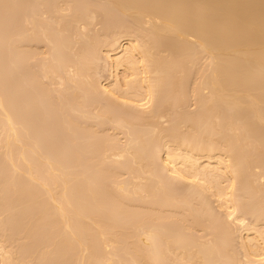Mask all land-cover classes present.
I'll return each mask as SVG.
<instances>
[{
    "label": "bare ground",
    "instance_id": "bare-ground-1",
    "mask_svg": "<svg viewBox=\"0 0 264 264\" xmlns=\"http://www.w3.org/2000/svg\"><path fill=\"white\" fill-rule=\"evenodd\" d=\"M19 1L21 2V0H19ZM41 1L43 3H45V5H49V9H48V7H46L47 11H44V12L42 11L43 12L42 14H44L46 16V18L44 19L41 26L43 28L42 29L43 32L46 31V33H44L45 40H46V41L44 40L45 44H46V42L49 44L51 42L50 46H52L51 47L52 57H50L51 55L49 56L50 59L48 61V64H46V65L42 64V65H44V67H42V68L40 67L41 76L39 78H36V77H34V74H33V76H31V74L29 75L27 73L28 74L27 75L22 68L24 66L26 68V65H24L25 62L32 59L33 55H31V53H28V55H29L28 56L26 54L27 51L26 52L20 51L21 53L19 55V58L17 57L18 58V62H17L18 64L17 63L16 64L18 65V67H20L19 70L22 68L18 74L19 76H18V87H17L19 94H20V95H18V97H19L18 100L21 103V104L19 103V106H21V107L20 108H19V106L17 108H15L16 106L14 107L15 110L18 112V116H17L15 114L16 111L13 110L14 111L13 112L12 110H10V108H8V110L5 108V107H7V105L9 103L8 104L6 103L7 105L4 104V102H3L4 100L0 97V117L2 120V127H3V129H5V131H3L4 135L1 134L2 129L0 132V134L3 135V138L0 135V147L2 148L1 145H2V143H4L3 146L5 147V151L3 150L4 147H3V149H0V151L1 150L4 151V152L1 151L2 154L6 153L8 151L6 153L7 155L9 153L8 158H7V156L4 158H6L7 161H10L12 159L11 161L13 164L15 163V160L17 159L16 163L14 165L15 166L17 165L18 169H16V167H15V169H16V171L20 170V172L22 174L20 172L17 173L16 171H14L16 173V174L12 173L14 176L18 174L17 177H19L21 174L23 176V178H25V176H26V179H28V174H29V178L31 179V181L35 180V181H33V183H36L37 180H38V183H40L42 181V183H41L42 185L41 184H35V185H40L39 188L41 189V191H43L44 197L46 199L47 198L48 199L45 201L46 203L44 202L45 206H46V208L44 206L45 210L41 209V211H43V212L39 213L38 207H37V209L35 208L38 213L37 212L36 213L34 212V213L37 214L39 222H37V216H35V214L33 216H30L31 213L33 214V212H31L32 210L36 211L34 209V206H36L35 203L32 205L31 201L29 202L30 205H32V207L30 205H28L29 203H26L27 205L25 204V202H28L29 201L28 199H30L28 197H31L29 195L30 191H27V192H29V194L26 193V195H29V196L25 195V197H23V195H24L23 192H22L23 195L22 194L17 195L15 192V188L13 189V192H15V195H17V197L14 196L15 198H18L17 201L19 199H21V196L23 198H25V199L19 200L22 202H23V200H25V202L23 203L25 206L22 205V202H19V203H21L20 208L23 206L21 211L19 209L20 214L23 211L24 212L27 211L25 213L28 214V209L33 208L31 211L29 209L30 214H28V216H30L31 218H34L33 219L34 221L36 219V222L33 221V223L35 224V225H33V228H32L33 232L35 231L34 229H36L35 227H37L38 223H41V219L44 217L43 219L45 220V218L47 216L50 218H51V216H53L51 218V220H49L50 218L47 219V224L49 223L48 221H50V222L53 221V224H54V225L52 224V226H50L51 230H49V227L47 226L48 227V231L46 230L47 232H50V231L53 232V230H56V228H58V226L61 229L62 228L65 229L64 231H66V232H62L61 229H60V231L58 230L59 233H57L58 231H56V234H58V236H59L58 237L59 239H56V242H54V241H53V243L48 242L49 245L50 244L53 245L54 243H56V249L57 248L60 249L63 246L64 242H66V244H68V245H66V247L64 246L65 248L62 247V249H64V250L60 249L59 253H58V249L56 251V249H54L55 246L53 247V251H54V253L56 252V256H59V254L63 252L62 255L60 254L62 257L61 258L62 261H61V259L58 260L59 257H57L58 259L56 261L58 262V264H62V262L65 261L63 256H66L68 254V251H69L68 248L69 249L75 248V250L79 249L81 253L85 252L83 255L80 256L81 253L79 254V250L77 251L78 252L77 255H79L80 257L77 256L76 254L75 255L80 259H79V263L77 262L78 260H76V264H87V261H88V264H90L91 262H93L92 260H94V261L98 260V262H99V263L93 262L92 264H97V263L102 264V261H103V264H105L104 261H105L106 257L109 256L108 254L110 251L108 252V254H106V257H105V255H104L105 252L103 253V251H102L104 249V247L102 249V246L99 245L100 241L103 240V242H104L106 240V242H104V243H107L106 245L103 243H101V244H103V246L108 247V245H110V244L113 245V243H114V242H112L113 240L119 241L118 239L122 235H125V236L127 235V237L129 236L130 239L128 241L131 240V242L129 244V247L127 245L129 243L128 241H125L128 243L122 242L123 244L121 242L120 243L117 242V244L119 243L121 246L122 245L124 246V244H125V246H124L125 248L122 246V248L120 250L121 251L124 250L123 253H126L125 254L126 258L129 254V256H128L129 258H127V259L125 258V262H123L124 261L123 258L121 259V260H123L121 262V264H123V263L125 264L127 261H129L128 262L129 264H232V262L234 260L233 256L228 257L227 253H226V251H229V250H227L228 247L227 246H226L227 248L221 247L222 244L220 242L222 241L221 240L222 238H220L221 241H219V239H214V237L212 239H209L208 237H211L210 234H212V233L208 232V234H206V235H208V237H206V235L203 236L206 238V239H203L204 240L203 241L202 239L199 240V238H194L195 236H198V235H195V233H196L195 231L191 232V230H190V229H193V230L199 229L201 232V230L203 231V230L207 229L205 227L210 225L209 222H207V223L205 222V221H210V220L212 221L214 218V215H213L214 213H212L213 210H211V208L209 209V207H211V206H209V204H210L209 199H213V203L215 204L216 209L218 211L223 212V214L226 216V218L230 219L232 224H234L236 226L238 225L240 228L239 230L237 229L239 231V232H237L238 235L236 234L237 237L235 236L236 232L234 233V235L230 234V232H229V234L232 236H235L237 241H238L237 246L241 251V252L240 251L239 252L242 254L241 264H264V228H263L264 226L260 227L259 225H256V224H259L258 221H257V223H254L252 225L244 224V222L242 220L243 218L242 219L240 218V217H242L241 214H239L240 211L239 210H238L239 212L237 211V209L240 208V203L243 204V202H241L240 199H242L244 196H246V197L248 196V198L251 197V198H249V200L245 201L242 199V201H244L245 204H247L245 206H247V208H248L250 200H251V204L253 202H255V204L252 205V208L255 205L258 206L259 211L257 210L258 207L255 208L256 207L255 206L254 208L256 209V211H258L260 213V214L258 213L257 215L260 216V218H262L264 216V210L261 209V206H259L258 203L261 204V203H263L264 200L261 202L257 197L264 199V196L262 197V195L264 194V192L262 194V191H263L262 188H264L263 187L264 184L261 185L262 187L258 185V183H257L258 179L255 178L256 175H258V173L256 175L255 174L253 175L252 171H251L252 173H249V171L251 170L250 168L253 166L250 165V162H249L250 160L247 161V159H249L248 157H250V156H247L248 154H245V156H244V154L241 152L242 151L241 147L238 146V144H237V142H238L239 145H241L240 142L242 143V141L239 142V140H241V139L237 140L238 139L237 138L236 142H235V140H233L234 138H232L235 135L236 136L238 135V137H240V135H239L240 133L237 134L238 129L240 130V132H241L242 128H243L242 130L246 129L247 131L245 130V132H244V133H246V132L250 131L252 129V127L254 128V131L256 128L259 129L260 126L264 127V0H106L107 8L111 7V8H109V10L111 9L114 12H116V15L119 12L123 16L125 14H127L128 18L132 17L131 19H133V20H131V21H134V23L132 25L135 24L136 29H135V26L132 28H134L136 31L134 30V31H132V33H129L127 31L128 28L125 30V28L123 27L124 25H122L119 27V32H118V30H117L118 27L114 26V27H116L115 29L117 32L113 31V30H112L113 32H110L111 35H109V36L111 38L109 36H108L109 39L107 38L109 40V42L106 41L107 44L104 46L103 49L99 50V48H98V52H95L96 54H94L93 50H90V52H89L87 49L85 50V48L83 49V50H85L84 53H83V51L79 52V53L73 52V50L77 51V49H74V47L77 46V44L78 45H80V44H79V42L78 43L74 42L76 44L75 45L74 43H72L73 41L71 42V40H74V37L76 39L78 37H80L83 34V32L85 31V27L87 26L86 25L84 27L83 25L90 24L87 21H90V20L92 21L93 17L95 16V14H94V16H92L93 13L89 12V14L91 13V16H87L84 18L85 15H83V14L87 13V9H86L85 13L84 12L82 13L81 10H83V8L87 7V6L85 7V4H84L85 0L84 1L83 0H77V1L76 0L75 1L74 0H71V1H69V0L64 1L63 0L62 3H65V4H63V7L61 5V2H60L61 7H59L60 5L57 3L58 0H48L49 3L47 2V0L46 1L40 0L39 2H41ZM91 1L92 0H90V2ZM39 2L37 1V5L39 4ZM70 2H72V4ZM75 2H77L78 4L81 3L79 5L84 4L82 6L83 8L82 7L78 8L79 5ZM88 2H87V4H88ZM100 2L102 3L103 0H100ZM106 2H103L102 4L105 5ZM43 3H41V4H43ZM67 5L70 7H68ZM71 5H73V6H71ZM106 5H105V7H106ZM22 7H23V5H22ZM64 7H66L65 9L68 12V14L67 13L64 14L65 13V9H63ZM92 10H94V9H92ZM80 11H81V13H80ZM84 11H85V9H84ZM96 12H99V11H96ZM107 13H108V11H107ZM46 14H48V15H46ZM102 15H103V13H102ZM27 18H28V16L27 17L22 16L21 20H22L23 24L26 21L28 24L29 21L26 20ZM100 18H101V16H100ZM113 18H115V16H113ZM64 20H66V21L64 22ZM103 20H105V19H103ZM123 20H126V18L125 19L123 18ZM112 21H114V20H112ZM119 22H121V21L119 20ZM31 23L32 22H30V24ZM82 23H84V24H82ZM113 23H115V22H113ZM80 24L84 28L83 30H82V28L78 27ZM76 25H77V27H76ZM143 25H146V28H143L142 27ZM23 26L24 25H22L20 35H19L21 38L20 43H23V42L26 43V38H25L26 35H25L24 29L27 26H26V24H25L26 27L25 26L23 27ZM37 27H39V26H37ZM122 27L124 28L125 31L122 29ZM80 29L83 32H80ZM68 30L71 31V32H69V34L71 33L70 35L67 34V36L69 38L67 36L66 37L63 36L64 35L63 32H65V31L67 32ZM110 31H111V29H110ZM39 32H41V31H39ZM114 32H116L117 34ZM80 33H81V35H80ZM85 33L87 34V32H85ZM103 33H104V31H103ZM113 33H114V35H113ZM41 34H43V33H41ZM32 35H34V34H32ZM19 36H18V38H19ZM36 36H38V35H36ZM20 38H19V40H20ZM42 38H44V37H42ZM83 38L84 37L81 36V39H83ZM30 40L32 41L31 38L29 39V41ZM33 41L35 42V40H33ZM91 41H93V40H91ZM20 43H18V44H20ZM89 45H90V42H89V44H87L86 48ZM192 45H195V47ZM24 46H25V44H24ZM24 46H23V48H24ZM44 47H45V45H44ZM191 47H193V48H191ZM88 48H90V47H88ZM194 49L196 52H198V54L199 53L201 55L203 54L204 57L206 58L207 62H209V65H207L208 67L206 66L208 68V71L206 70L207 68H204L206 71V72H204L206 74H204V76L202 78V79H204L203 80L204 82L203 83L201 82L202 83L201 85L199 84L201 86L200 87L201 92L208 91L209 93H207V92L206 93L208 94L209 97L208 98H207V96L204 97L205 99H207L206 102L205 101L204 102L195 101V102L199 103V107H201L203 105L204 108L201 107V108H203V111L205 109L204 113L200 112L201 113L200 118L205 117L207 115L206 116L207 119L211 118V117H209L208 113L210 114L212 112V110L210 109L211 108L210 106H212V103L210 104L208 102L213 101L214 104L215 103L217 105L219 104L218 106L214 105V104H213L214 107L212 106L213 112L211 115H213V117H212L213 119L211 118V120L213 122L215 121L214 122L215 127L214 126L212 127L210 125V124L213 125V122L211 120L209 121V119H208V121L210 122L209 123L206 118H203V120L205 119L206 121L203 122V120L200 119V122H198V123H201V121H202V124L204 126L202 127L201 126L202 124L197 126V127H200V126L202 127V129L200 128L201 132L196 133L190 127V129L187 130L188 132L187 133L186 132L181 133L184 136H181L182 138H179V136L181 134L179 136L177 134L175 135L177 130L172 132L173 128H171L170 132H172L174 134V136H176V137H174L173 139L170 140V138L173 137V134L168 132V134L172 135V137H169L170 135H168L167 131H166L165 132L166 137H169V139H167L169 141H163L166 138H164L165 135L163 136L161 129H160V132L158 131V133L156 132L157 128L154 130L151 129L152 131L155 132L156 135L153 134L154 132L152 133V131H149V130H148V132H146V131L139 132V130H138V132H136L135 129L134 130L130 129V127L127 124L129 122L128 120H134L135 118H137L135 120H138L140 118V117L139 118L135 117L130 113L129 116H128V114L125 116L126 117L125 120L122 119L123 121H121L120 118L118 120H116V119L111 120L112 121L111 123L114 124L113 126H116V127H114L115 129L118 126V129L127 131V132L125 131V133H127V134L124 135V136H126V140H125L126 142L124 141V144L123 143L119 144V142L114 143L113 142L114 136L112 134L111 135L112 139H111V137L108 138V137L104 136V138L97 139V140H96V137L94 138V136L87 135L85 138L82 137L81 143H79V144L83 143L85 146L83 144H82V146L77 145L78 143H76V141L79 142L80 141L79 138L81 137L77 133L78 130L80 131V129L75 131V129H73V128H75V127L78 128V126L81 123L78 124V122H76V117L81 116L82 119L87 118V120H85V121H88V119L90 117L91 118L95 117L96 119L99 120V118L104 119V117H106L107 114H109L108 104L106 107L105 106L102 107V105H100L101 108L99 109L98 106H99L100 102L98 101L99 104L97 103L98 104V106H97V104L95 102L96 100L95 101L92 100V105H91V101L89 98H91L93 95H95L96 97L99 96V97L105 99L104 102L108 101L110 103H116L117 104L116 106L113 104L115 107H117V106H120V108L124 107L125 108L124 111L127 110L126 112L130 111V112L135 113V111H136V112L141 113V111L144 112L145 110L148 109L149 110L148 113L152 114V112H154V111H151V110L156 109V108H154L153 103L157 102L156 100H158L159 98H160V100L163 98L162 102L159 100L162 104L164 103L163 102L164 98H165V102H167L168 97L171 96V93L169 92L170 89L173 88L176 84H178L177 82H174V81H178V80L176 78H174V76L176 74H172L174 71L171 72L172 66L178 68V70L176 68V70L178 71L177 76L179 75V73L183 72V71L182 72L180 71L182 68L181 64L186 63V66H187V63H190V64H188V66H190L189 67V69H190L194 65V61L197 60L194 57L197 55L195 53ZM33 50H34V48H33ZM95 51H96V49H95ZM48 52H50V51H48ZM86 52H88V53H86ZM194 53H195V55H194ZM8 54H10V53H8ZM48 55H49V53H48ZM88 57H90V58H88ZM41 58H43V57H41ZM191 60H192L193 64H192ZM90 61H94V62L96 61L97 63H103L105 65V67L107 68V72H108L107 75L110 79L109 82H107V83L97 82L96 85H94V86L92 85V83L89 81L90 79H89V73H88L89 72L88 65L90 64ZM199 61H200V59H199ZM206 64H208V63H206ZM10 65H12V64H10ZM92 65H93V63H92ZM179 66H181V68ZM200 67H202V66H200ZM185 68L186 67H184V69ZM15 70H17V68ZM25 70H27V69H25ZM190 70H192V69H190ZM13 71H14V69H13ZM199 72H201V70ZM174 73H176V72H174ZM197 73H198V71H197ZM36 75H37V73H36ZM188 78H190V77H188ZM42 79H47V80L56 79L57 82L59 81L58 83H60V84H64L63 81L65 79V82L70 85L69 89L72 90V93H70L72 95V101H70V105H68L69 102H67V103L65 102V105L67 104L65 106L64 104H62L63 103V101L61 100L62 97H60V96H59L60 98L57 97L58 99H60L57 104H59V102H60L59 106L60 105L62 106V107L60 106L58 109L61 108V111H63L66 108L68 110L67 114H61L60 113L61 118L59 120H60V124H62V125H60V127H61V129H63V127H64L66 133L68 135H70V137H71L70 142L68 141V143H67V141H65V142L62 141V142L67 144L64 146L65 149L63 147H61L62 149L60 148L61 145L63 146V143L62 144L60 143L61 145L59 146V149H61L62 151L64 150V152L66 154L63 156L67 157V159H65L64 157H60V158L65 159V162H63V163L61 162L62 159L59 162L58 160L53 158V157L57 158L58 155H60L59 152H55L56 154L58 153V155H55L54 152L51 153L52 157L48 154V153H50V150L48 152V144L45 146L47 149L45 148L46 152L44 155V153L42 152L43 145L41 146V142L44 139H46V141H43L42 143L43 144L46 142L49 143L48 142L49 141V134L47 131L46 132L42 131L44 129H42L43 127H41V125H39V124L38 125L40 126V128H39V126H35V127L33 126V128H36L37 130L41 131L40 133H38V131H36V129H33L32 126L29 127V121L26 119V117H27L30 121H32V119H33V118H31V117H33L32 115L35 116V114H33V113H35L33 111L34 109L32 110L31 108H32V106H34V104L32 105V103H35L36 98H40L43 100V101L39 102L40 105L42 104L41 107L45 103L44 101L47 100L46 97H48V95H46L45 92L44 93L41 92L42 94L39 93V95H38L33 90L34 83H36V81L41 82ZM47 80H45V81H47ZM169 80H171L172 82H170ZM197 80H198V78H197ZM16 85H17V83H16ZM82 87H84L85 90L83 88L82 89L83 91H82L81 90ZM17 88H15V90H17ZM64 88H62V89H64ZM196 88H197V86H196ZM65 89H67V88H65ZM165 89H166V92L168 89V92H169L168 97L164 93ZM77 90L81 91V92L80 91L78 92L80 94L83 92V95L81 94L83 96V97L81 96L82 102L77 101L78 99H76V93L77 92H75V91H77ZM179 90H178V88H177L178 92L176 90H174L175 95H178L179 92H180V94H182V92H183V91L181 92L182 89H179ZM3 91H5V90H3ZM42 91H43V89H42ZM47 91H48V89H47ZM49 91H50V87H49ZM51 91H52V89H51ZM60 91H61V89H60ZM62 91H64V90H62ZM198 91L196 93L200 94L201 92L199 93ZM57 93H59V92H57ZM161 93H163L167 97V99L165 96H163L161 98V95H160ZM48 94H49V92H48ZM193 94H195V92ZM0 95H2V94H0ZM159 95H160V97H159ZM196 96H198V95H196ZM44 97H45V99H44ZM177 98L182 100V97L177 96ZM204 98L202 97L203 100H205ZM4 99H5V97H4ZM8 99H7V101H8ZM12 99H11V101H13ZM198 99H200V97ZM79 100H81V99H79ZM47 101H46V103H47ZM77 102H79V103H77ZM94 102H95L96 106H93ZM12 103L10 105H12ZM200 103H202V104H200ZM17 104H18V102H17ZM154 104L156 105L157 103H154ZM206 104H208V106H209L208 108H207ZM55 106L57 107V105H55ZM91 106H93L92 108L96 107V109L98 107L99 110L97 109L98 111H96L94 113H90L89 109ZM152 106H153V108H152ZM238 106L244 108V110H243L244 114L241 113V111H242L241 108L233 109V111H231L232 107L236 108ZM159 107H160V105H159ZM205 107L207 109H210L211 112L208 111ZM48 108H50V107H48ZM120 108L118 107V109H120ZM214 108L216 109V114H214V111H215ZM224 108H226V109H224ZM229 108H230V110H229ZM17 109H19V110H17ZM42 109L43 110H41L40 115L42 117H44L46 120L48 119L49 121L47 120V123L50 124L51 120H50V116L48 117V114H51V113L54 114L53 113L54 111L52 112L53 109L50 110L51 112H49V113L47 111L46 106L42 107ZM159 109L156 110V112L159 111ZM238 109H239V111H237ZM227 110H228V112H227ZM234 110L236 113L234 112ZM11 111L15 114L14 117H13V113ZM94 111H95V109H94ZM200 111H202V110H200ZM223 111H224V115H225V113H227V115H228V113L231 112L232 115L230 116L231 113L229 114V116L231 118L230 117L227 118V116L225 115V117H226V119H225V117H223V113H222ZM31 112H33V113H31ZM39 112H38V114H36V117H37V115H39ZM42 112L44 114L48 113V114H46L47 117L45 115H42ZM57 112H58V110H57ZM118 112H120V111H118ZM196 112L198 113V111H196ZM237 112L241 115L243 114L242 116H244L245 112H247L249 116L245 115L246 119L244 117L243 118L241 117L242 121L240 119L239 122L238 121L236 122L234 120V119H237L235 117V115L238 118H240L239 114ZM120 113H118V114H120ZM233 113H235L234 117H232ZM202 114L204 116H202ZM27 115H29V116H27ZM153 117L156 118V116H153ZM111 118H113V117H111ZM248 118H250L251 120L250 119L247 120ZM61 119H63V120H61ZM96 119H94V120H96ZM107 119H108V116H107ZM109 119H110V117H109ZM151 119L153 120V118H151ZM197 119H198V117H197ZM232 119L235 122L232 123V121H233ZM46 120H44V121L46 122ZM94 120H92V121H94ZM230 120H232V121H230ZM77 121H79V120L77 119ZM175 121H177V120H175ZM195 121H197V120H195ZM248 121L249 122L252 121L254 126L251 122L252 125L250 127V125H249L250 123ZM35 122H34V125L38 123L37 120ZM192 122H193V120H192ZM94 123H96V122H94ZM99 123H101V122H99ZM234 123H236V124L233 125ZM247 123H249V124H247ZM86 124H88V123H86ZM246 124H247V127H246ZM185 126H187V124ZM232 126H234L235 128L237 127L238 129L236 128L237 130H235V128ZM248 126H249V128H248ZM231 127L235 132L233 130H231ZM0 128H1V125H0ZM56 128H58V127H56ZM56 128H54V131L57 133V130H55ZM150 128H155V127H153V125H152V127H150ZM178 128H179V126H178ZM260 128L262 129V127H260ZM87 129H89L88 126H87ZM181 129H183V128H181ZM30 130H34L33 133ZM130 130H131V132H130ZM227 130L228 131L231 130L232 134H229L230 133L229 132L228 133L229 136H227V133H226ZM89 131H90V129H89ZM162 131H164V130H162ZM42 132H44L43 135H42ZM93 132H95V131H93ZM142 132H144V133H142ZM259 132H261L260 129H259ZM259 132H258V134H256L257 136L260 135ZM30 133H32L33 136ZM233 133H236V134L233 135ZM249 133L251 134L252 132H249ZM255 133L256 132H253V135ZM152 134L154 135V140H157V142H158L161 139V142L160 143L158 142L156 144L154 143V145H151V144H153V141H154V140L151 141V138L153 137ZM250 134H248V138L251 137ZM230 135H232V137ZM256 135H255V137H256ZM82 136H84V135H82ZM236 136H235V138H236ZM246 136H247V134L245 135V138H246ZM42 137L43 138L45 137V138L43 139ZM97 137H99V135H97ZM227 137L232 138V139L231 138H228V139H231L232 141H234L233 145H232V143H230V142H232L231 140L227 141ZM252 137H254V136H252ZM252 137H251V139H252L251 145H252V142H254L253 143L254 145H252V150L250 148L251 153H252L254 147L257 144H258L257 146H259V144H260V141L258 138L255 139V141H254V139ZM242 138H243V140H245L244 137H242ZM61 140H62V138H61ZM84 140H85V142H84ZM122 140H123V138H122ZM247 140H245V141H247ZM1 141H2V143H1ZM38 141H40V143ZM12 144L13 145L17 144L19 147L17 145L13 146ZM49 145H50V143H49ZM236 145L238 147H240L239 150H241L240 153H242V154H240L239 152L236 151V148L238 149V147H236ZM246 145H247V143H246ZM262 145L264 146V144H262ZM262 145H260V146H262ZM77 146H80V148L81 147L82 148L78 149ZM13 147H15V148L17 147L16 148L17 150L14 148V150H16V151H14ZM229 147H230V149H229ZM9 148L11 151H9ZM39 148H41V149H39ZM49 148L51 149V147H49ZM55 148H58V146ZM255 148L258 149L257 147H255ZM75 149H76V152L80 151V153L76 154L74 152ZM82 149H84V150H82ZM90 149L92 152L90 151ZM86 150H87V153L90 157V160H88L89 159L88 158L86 162H88V161L90 162L91 157H93V160H94V161L92 160L94 163V164L92 163V166L94 165V169L92 168L93 173L91 174L92 176L94 175L93 176L94 178L92 176H91V178H89V176H88L89 175L88 172H90V169H88L89 168L88 166H90V165L87 166V163L85 164L86 166L84 165L83 167L80 165L81 162L84 160V157H86L84 155L85 154L87 155ZM260 150H262V149H260ZM62 151H60V152L62 153ZM70 151H72V152H70ZM255 151L257 152V150H255ZM233 152H235L238 156L233 154ZM70 153H71V156L69 155ZM80 154L84 156L83 160L81 162H80V160H81ZM230 154H231L230 159L233 155H234L233 157H235V158H232V160L229 161V158L228 159H226V158L229 157ZM13 155H15V156L18 155V156L15 159V156L13 157ZM250 155H252V154H250ZM9 156H11V159H9ZM236 157H239V158L236 159ZM259 157L260 156H258V158ZM241 158H242V160H241ZM244 158H245V161H244ZM64 159H63V161H64ZM254 159H255V157H254ZM50 160H52V161H50ZM7 161H6V163L8 166L12 165L11 161H10V164H8L9 162H7ZM232 161H235V162H232ZM246 161L249 163L247 164ZM256 161H258V160H256ZM21 162L23 164L22 168H20ZM35 162H37V163H35ZM39 162L43 163L44 167L42 165L38 166L40 164ZM54 162H55V164H54ZM79 162H80V164H77ZM91 162L88 164H91ZM245 162H246L247 166H246ZM64 163H66V164H64ZM56 164L57 165L60 164L62 170L64 169L63 171H65V172L63 173L62 170L59 169V167ZM82 164H83V162H82ZM244 164H245V167H248L247 170L250 169V170H248V172L244 168ZM256 164H260V162L256 163ZM36 165H37V167H36ZM76 165L78 166V168ZM257 166H255V167H257ZM11 167H9V168H11ZM261 167L259 169H261ZM44 169H45V171H44ZM43 171L47 172V174L50 176L49 177L50 179H52L54 177H58V178H54L51 181L48 180L49 183H43L44 181L47 182V179H49L46 176L47 174L42 173ZM25 172L28 174L26 175ZM34 173H35V175L37 174L38 176L36 175L37 176L36 177L34 175ZM254 173H255V171H254ZM43 174H45V175L43 176ZM262 174L264 175V172ZM39 175L41 177H39ZM43 177H45V178H43ZM124 177H126V178H124ZM161 178H164L165 181L163 182L162 181L163 179L161 180ZM15 180L12 183V187L15 184V186L18 187V189H16V190H19V192H20L21 188H19V187H21L20 186L21 184H19V186H17L18 182H15ZM102 182L107 183V186H105L106 184L101 186L100 184ZM82 184H84L83 185L84 187L82 186ZM173 184H179V186L182 187V189L179 188V190L180 189L182 190V193H180V191H178L180 193V194H178L176 192V189H173L174 188V187H172V186H174ZM236 184H238V185H236ZM80 185L82 186V190L80 189V187H81ZM98 186H101V188H104V186H105L106 191L102 190ZM108 186H110L109 189H107ZM236 186H238L239 189H236V193H233V190L235 189ZM4 187H5V185H4ZM6 187H7V189L11 188L10 182L8 183V185ZM6 187L4 189H6ZM57 187H59L61 189L59 190V188H58L57 192H56V190L54 192H52V190L54 188H57ZM260 188H261V190H260ZM78 189H80V191H76ZM94 189H96L95 192H94ZM44 190L46 192H44ZM238 190H239V192H241V191L244 192V193L241 192L243 194L242 195L243 197L241 196L242 198H238V195H237ZM74 191L77 193H74ZM5 192H6V190H5ZM55 192L58 193L57 196H56ZM86 192H88L89 195L91 194L94 196V197L92 196V199L95 200V202H92L91 199L88 201H84V200H87L89 198V195ZM93 192H94V194H92ZM111 192L113 193L112 195L110 194ZM45 193H47L48 195ZM84 193H85V195H84ZM102 193H103V195H102ZM241 193H239V197H240ZM257 193L261 196H258ZM33 194L35 195L34 192H33ZM109 194L111 195V198L108 196ZM232 194H235L237 197L235 195H234L235 197L232 196ZM45 195H47L48 197ZM98 195H100V196H98ZM40 196H38L37 199H41V198H39ZM103 196H105V197H103ZM34 197L36 198V196H34ZM42 197H43V194H42ZM204 197H205V199L207 198L208 202H207V200L204 199ZM1 198H0V200H1L0 203L2 202V199H3V198L2 199ZM12 198H13V195H12ZM103 198L110 200V202L109 201L106 202L105 199L102 202ZM99 199H100V201H99ZM236 199H238L239 202H238V200L236 202ZM15 200L12 201L11 207H14V205H16L17 201L15 203ZM34 200H33V202H36V200L35 201ZM252 200H253V202H252ZM131 201L134 202L133 207H128V206L124 207L125 204H127V205L130 204L129 206H132ZM136 201H138V202H136ZM257 201H258V203H257ZM88 202H90L89 205H88ZM104 202L108 205L104 204ZM129 202H131V203H129ZM47 203L49 205L48 208H50L52 206L55 211L54 210L51 211L52 208L47 209V206H48ZM135 203H138V204L141 203V205L139 204V208L141 207L140 208L141 210L144 209L143 205H145L146 211H144V212L148 211L147 212L148 216L146 215L145 218L143 217L146 213L144 215H142V217H140V219H139V215L134 214L135 215L134 216L133 213L135 210L132 212V209H138L137 208L138 204L136 205ZM50 204H51V206H50ZM90 204H92V205H90ZM115 204H116V207H114ZM110 205L112 206V208ZM189 205L196 206L199 208L198 210L196 209V212L197 211H198V213L200 212L198 214L199 216H197L196 218H193V220H189V219L187 220L186 219L185 220L186 222H184V220L181 221V219H184V217L186 218V216H184L182 218L181 216L177 217L175 215H182L184 213H186V214L190 213L191 216H194L193 214L195 212L193 214L191 213L193 210H195V209H193V210L191 209L193 207H191V208L189 207L190 211L189 212L187 211V207ZM16 207L19 208V205L15 206V208ZM39 207H40V205H39ZM105 207H107V208L110 207L108 209L109 211H107V209ZM196 207H194V208H196ZM24 208L26 210H23ZM123 208H124V210H123ZM126 209H128V211L129 210H131V211L128 212ZM47 210L51 211L53 213L48 212L49 215H47ZM114 211H116L117 215ZM45 212H46L47 216L44 214ZM99 212H103L100 214L101 218L95 219ZM164 212H167V213L170 212L171 217L173 218V215H174L175 217L178 218V220H179V217H181L180 223L181 222H184V224L187 223L185 225L186 227H184V225L181 223L183 225V228L181 227L182 229L178 228L176 230H170V228H172V226L175 224V222L179 223V222H177L178 221L177 220V221H174V224L171 223L172 226L170 224H167L166 225L167 227H168V225H170L171 227L168 228L169 230L166 229V227L162 226L164 224V223H162L163 221L162 222L159 221V220H161L160 217L158 218L159 220L156 218H153V215L155 216L154 213H157L156 215L159 214L161 216V214L163 215ZM55 213H56V215H55ZM104 213H106V214H104ZM121 213H122V215H121ZM241 213H242V211H241ZM38 214H40L41 216ZM50 214H52V215H50ZM127 214H129V216ZM254 214H256V213H254ZM42 215H43V217H42ZM54 215L57 217H55ZM105 215H107V216H105ZM123 215L125 218L122 217ZM130 215H133L132 216L133 218ZM238 215H240V217ZM0 216H1V214H0ZM23 216L24 215H22L21 217H23ZM103 216H105L107 222L110 225L106 224L107 222L105 223L107 226L103 225L104 223H102V221L103 222L106 221ZM109 216H110V219H109ZM111 216H112V218H111ZM113 216H114V218H113ZM115 216L117 217L116 219H115ZM128 217H129L128 220H130L131 218H132L131 220L135 219L134 223L130 222L131 220L128 222L127 221ZM25 218H26V215H25ZM31 218H29V220H31ZM39 218H40V220H39ZM53 218H55V219H53ZM56 218H58L59 222L60 223L62 222V224L64 226H62V224H61V227H60V223H58L59 225L58 224L55 225L57 223ZM136 218H137V221H136ZM141 218H143V219H141ZM257 218L259 219V217H257ZM257 218H256V220H257ZM22 220H24V217ZM108 220H110V221H108ZM262 220H263V218H262ZM55 221H56V223H54ZM120 221H122V222L120 223ZM125 221L127 222L126 224H128L127 229L130 228L132 230L127 231L126 227H125L127 225H124V226L122 225V223H124ZM203 221H204V223H203ZM216 221H217V219H216ZM114 222L115 223L117 222V223L115 224ZM219 222H220V220H219ZM29 223L31 224V225L28 224V226H30V227H28V229L26 230L24 235L21 234L22 236L26 235L27 237H30L28 234L31 233L30 229L32 227V222L29 221ZM112 223L115 225V227L118 225L121 228L119 227L120 229H118L117 228L118 226L115 228ZM129 223H132V225L130 224V226H132V228L129 227ZM208 223H209V225H206ZM49 224H51V223H49ZM188 224H189V226H188ZM212 224H214V223H212ZM204 225H206V226H204ZM214 225H216V226H214V228H216L219 224L217 225V223H216ZM41 227L42 226H40V230L41 229L44 230V228H45L44 224H43L44 228L43 227L41 228ZM54 227H55V229L52 230V228H54ZM105 227H107V228H105ZM25 228H26V226H25ZM123 228L125 229V231ZM117 229L119 231L120 230L122 231V229H123V231L119 232V231H117ZM1 230L2 229H0V233L2 234L4 232L3 231L4 229L2 230L3 232ZM28 230L30 231V233L28 232V234H27ZM240 230H241V232H240ZM93 231L96 233H93ZM6 232H8V231H6ZM67 232H69L70 234ZM82 232H85V233L87 232L86 234H90V235H86L85 233L82 234ZM97 232H99L100 235L97 234ZM108 232H109V236L107 235ZM117 232H119L120 234ZM126 232H128V233L131 232V233L126 234ZM215 232H216V230H215ZM63 233H65L64 236L62 235ZM114 233H116L117 235L119 234L118 235L119 237H117V235ZM192 233H194V234H192ZM197 233H198V231H197ZM203 233H205V232L203 231ZM1 234H0V237H1L0 243L2 245H0V253L5 247H7L3 250L4 252H2L3 254H5V256L6 255L7 256L2 258L3 254L1 253L2 256L0 255V257L2 259H0L1 260L0 263H4L3 260L4 261L6 260L5 261V263L7 262L6 264H20V263L22 264L23 261H24L23 262L24 264H33L32 261H28L30 256H32V254L34 255V253L32 252L33 250L31 251V254L28 253L29 255L27 253H25V255L26 254L28 255V256L26 255L25 258L22 256H18V257H21V261L23 259V261L20 262L17 258V255L21 254L17 250L18 247L13 246L14 250L17 251V254H16V251L12 250L11 249L12 246H10V244H9V243H11V241L13 243V240L8 239L10 241L8 243V241L5 239L7 236L6 235L3 236ZM213 234H214V232H213ZM47 235H49V233ZM82 235H84V236L82 237ZM92 235H95L96 237L94 238ZM193 235H195V236L193 237ZM2 236H3V238H2ZM56 236L57 235H55V238H57ZM61 236H63V237H61ZM68 236L70 238L71 237L72 238L70 239V238H68ZM100 236H101V238H100ZM102 236H103V238H102ZM105 236L109 237L111 239L110 240H108L109 238L104 239ZM113 236H115V237H113ZM199 236H200V234H199ZM217 236H218V234H217ZM220 236H221V234H220ZM85 237L88 239H85ZM112 237H113V239H112ZM127 237L125 239H127ZM8 238H10V236ZM74 238H76V239H74ZM116 238H118V239H116ZM1 239H3L4 243L6 242L5 244H8V245L5 246V244L2 243L3 241H1ZM73 239L76 240L77 243ZM224 239H226V238H223V240ZM23 240H25V238ZM29 240L30 239L28 238V241ZM64 240H66V241H64ZM90 240H91L92 245L90 243ZM216 240H217L218 244H221V246L215 243ZM59 241H61L62 245L60 243H58ZM68 241L69 242L73 241L70 244L74 248L71 247V245H69ZM97 242H98V244H97ZM48 244L43 245L44 250H43V248L42 249L40 248L39 250H41V251L43 250L42 252L45 253V248ZM52 245L48 246L49 248L48 247L46 248L48 250V251L46 250V252H49L47 254L48 255L50 254L49 257L51 256L50 258L53 259L52 256H54V255H52L50 253V247L52 248ZM120 245H119V248H120ZM2 246L4 248H1ZM8 246L10 248H8ZM76 246H78L79 248ZM107 247H105V251L107 249H109V247L108 248ZM112 247L111 248H112L113 252L117 253L116 254L117 257L112 254L113 253L112 251L110 252V255L112 254L113 259L114 260L116 259L118 261V259L120 257L119 256L120 254L118 255L119 249H118V247H115V246H112ZM28 248H30V246ZM128 248H130V249H128ZM7 249H9V250H7ZM98 249H99V251H98ZM19 250L21 251L20 248H19ZM30 250H29V252H30ZM37 250L38 249L36 248L35 251L37 252ZM109 250H111V249H109ZM120 250H119V253H120ZM125 250H126V252H125ZM7 251L10 253L9 255H8V253L6 254ZM71 251L73 252L74 250H71ZM11 252L14 253V255L16 254V257ZM26 252H28V251H26ZM96 252L98 254L97 256L94 255V254H96ZM38 253L40 254V252H37V254ZM123 253H121V254H123ZM229 253H231V251ZM37 254H35L36 260L34 259V262H37V263H34V264H38L39 260H40L39 264H44V261L42 260L43 258H41V256L43 257L42 253L40 254L41 256H39V257ZM85 254L87 255V256H85L86 258L84 257ZM91 254H93L92 258H90ZM48 255L46 257L48 259H50L48 257ZM103 255L105 258L104 257L102 258ZM76 256H74L75 258L73 256L72 257L74 259H78ZM239 256H241V255H239ZM66 257H68V255ZM93 257H95V258H93ZM100 257H101V259H99ZM112 257H110V259ZM55 258L56 257H54V259ZM88 258H90L91 262L89 261ZM24 259H26V260H24ZM52 259H50L48 261H51ZM107 259H109V257ZM31 260H33V259H31ZM44 260L46 261L47 259H44ZM114 260L111 261L112 264H118L119 263V261L117 262L116 260L115 261ZM41 261H43V262H41ZM59 261H60V263H59ZM72 261L75 262L74 260H72ZM239 262H240V260H239ZM49 263L50 262H48V264ZM237 263H238V261H237ZM51 264H53V263H51ZM54 264H56V263H54ZM234 264H236V263H234Z\"/></svg>",
    "mask_w": 264,
    "mask_h": 264
},
{
    "label": "rangeland",
    "instance_id": "rangeland-1",
    "mask_svg": "<svg viewBox=\"0 0 264 264\" xmlns=\"http://www.w3.org/2000/svg\"><path fill=\"white\" fill-rule=\"evenodd\" d=\"M32 1V2H31ZM37 1L39 2L40 0H21V2L19 1V0H0V94H2V95H0V97L4 100L3 102H4V104H6L7 105V107H5L7 110H8V108H10V110H14V111H16L15 110V108H17L18 106H19V103H20V101L18 100V95H20L19 94V91H18V74H19V71L23 68V70H24V72L27 74H31V76H33V74H34V77H36V78H39L40 76H41V69H40V67L42 68V67H44V65H42V64H48V61H49V56L51 55V47L52 46H50V44H51V42H50V44L49 43H47L46 42V44H45V42H44V40H45V36H44V33H46V31H44L43 32V28H42V23H43V21H44V19L46 18V16L44 15V14H42L44 11H47V8L46 7H48V9H49V5H45V3H43L42 1L41 2H39V4L37 5ZM43 1H46V0H43ZM65 1V0H64ZM69 1H71V0H69ZM75 1V0H74ZM77 1V0H76ZM84 1V0H83ZM89 1V2H88ZM95 1V2H94ZM47 2L49 3V1L47 0ZM56 2V1H55ZM60 2H61V5H62V7H63V4H65V3H62L63 2V0H58V4L60 5ZM73 2V1H72ZM72 2H70L71 4H72ZM79 2V1H78ZM82 2V1H81ZM87 2H88V4H87ZM92 2V3H91ZM90 2V0H85L84 1V4H85V7L86 8H83L82 6L84 5H79V4H81V3H77V2H75V3H77L79 6H78V8L79 7H82L83 8V10H81L82 11V13L84 12H86V9H87V13H85V14H83V15H85L84 16V18L85 17H87V16H91V13L89 14V12H92L93 13V15L92 16H94V14H95V16L93 17V19H92V21L90 20V21H87L86 19V21L87 22H89L90 24H85V25H83L84 27H85V31L83 32L82 30L84 29L83 27H82V25L80 26H78L79 28H82V30L80 29V32H83V34L81 35V33H80V35L81 36H83L84 38L83 39H81V36L80 37H78L77 39L74 37V40H71V42L72 43H78L79 42V44L80 45H78L77 44V46H75L74 47V49H77V51H75V50H73V52L74 53H79V52H82L83 51V53L85 52V50L87 49L89 52H90V50H93L94 51V54H96L95 52H98V48H99V50L100 49H103L104 48V46L107 44L106 43V41H108L109 42V35H111L110 34V32H113V31H116V27H118L117 28V30H118V32H119V27L120 26H122V25H124L123 27L125 28V30L128 28V32L129 33H132V31H134L135 29H136V26H135V24L134 25H132L133 23H134V21H131V20H133V19H131V18H128V16H127V14H125L124 16L123 15H121L119 12H118V14L116 15V12H114L113 10H109V8H111V7H109V8H107V2H106V0L104 1L103 0V2H106L105 3V5H106V7H105V5L104 4H102L101 2H100V0H92ZM33 3V4H32ZM41 3H43V4H41ZM83 3V2H82ZM101 3V4H100ZM23 5V7H22V5ZM51 5V4H50ZM57 5V4H56ZM58 5V6H59ZM61 5L59 6V7H61ZM98 5V6H97ZM68 6V5H67ZM66 6V7H67ZM71 6H73V5H71ZM102 6V7H101ZM39 7V8H38ZM51 7V6H50ZM66 7H64L63 9H65ZM68 7H70V6H68ZM107 10H106V9ZM19 9V10H18ZM42 9V10H41ZM68 9V8H67ZM84 9H85V11H84ZM92 9H94V10H92ZM38 10V11H37ZM34 11V12H33ZM43 11V12H42ZM49 11V10H48ZM81 11H80V13H81ZM96 11H99V12H96ZM103 11V12H102ZM107 11H108V13H107ZM68 14V12L66 11V9H65V13L64 14ZM102 13H103V15H102ZM107 13V14H106ZM112 13V14H111ZM21 14V15H20ZM88 14V15H87ZM101 14V15H100ZM120 14V15H119ZM38 15V16H37ZM46 15H48V14H46ZM108 15V16H107ZM22 16H28V18L26 19V20H28L29 22H28V24H27V21L23 24L22 23V20H21V18H22ZM42 18H41V17ZM100 16H101V18H100ZM113 16H115V18H113ZM118 16V17H117ZM110 17V18H109ZM117 17V18H116ZM123 18L125 19L126 18V20H123ZM32 19V20H31ZM88 19V18H87ZM103 19H105V20H103ZM107 19V20H106ZM101 20V21H100ZM112 20H114V21H112ZM119 20L121 21V22H119ZM66 20H64V22H65ZM95 21V22H94ZM97 21V22H96ZM112 21V22H111ZM30 22H32L31 24H30ZM113 22H115V23H113ZM125 22V23H124ZM98 23V24H97ZM103 23V24H102ZM129 23V24H128ZM131 23V24H130ZM25 24H26V26H25ZM82 24H84V23H82ZM106 24V25H105ZM118 24V25H117ZM22 25H24L26 28L24 29L25 30V35L27 36L28 34V36L26 37L25 36V38H26V43L25 42H23V43H20L21 42V38H20V31H21V28H22ZM34 25V26H33ZM23 26V27H24ZM37 26H39V27H37ZM72 26V25H71ZM114 26H116V27H114ZM135 26V29L134 28H132V27H134ZM145 26V27H144ZM76 27H77V25H76ZM122 27V29L124 30V28ZM143 28H146V25H143L142 26ZM41 28V29H40ZM33 29V30H32ZM39 29V30H38ZM110 29H111V31H110ZM115 29V30H114ZM88 30V31H87ZM113 30V31H112ZM124 30V31H125ZM27 31V32H26ZM29 31V32H28ZM39 31H41V32H39ZM98 31V32H97ZM103 31H104V33H103ZM108 31V32H107ZM121 31V30H120ZM136 31V30H135ZM31 32V33H30ZM69 32H71L70 30H68L67 32L65 31V32H63L64 33V35L63 36H67V34L68 35H70L69 34ZM79 32V31H78ZM85 32H87V34L85 33ZM117 32V31H116ZM116 32H114V33H116ZM5 33V34H4ZM41 33H43V34H41ZM114 33H113V35H114ZM31 34V35H30ZM32 34H34V35H32ZM99 34V35H98ZM117 34V33H116ZM36 35H38V36H36ZM46 35V34H45ZM90 35V36H89ZM101 35V36H100ZM104 35V36H103ZM16 36V37H15ZM18 36H19V38H20V40H19V38H18ZM31 36V37H30ZM34 36V37H33ZM44 37V38H42V37ZM88 36V37H87ZM97 36V37H96ZM107 36V37H106ZM109 36V37H108ZM68 37V36H67ZM101 37V38H100ZM104 37V38H103ZM28 38V39H27ZM32 39V41L30 40L29 41V39ZM69 38V37H68ZM96 38V39H95ZM108 38V39H107ZM111 38V37H110ZM95 39V40H94ZM15 40V41H14ZM33 40H35V42L33 41ZM82 40V41H81ZM91 40H93V41H91ZM46 41V40H45ZM191 41V40H190ZM81 42V43H80ZM89 42H90V45L88 46V47H90V48H86V46H87V44H89ZM18 43H20V44H18ZM74 43V44H75ZM104 43V44H103ZM193 43V42H192ZM24 44H25V46H24ZM49 44V45H48ZM44 45H45V47H44ZM76 45V44H75ZM103 45V46H102ZM19 46V47H18ZM23 46H24V48H23ZM47 46V47H46ZM50 46V47H49ZM97 46V47H96ZM192 46H194L195 47V45H192ZM30 47V48H29ZM102 47V48H101ZM23 48V49H22ZM33 48H34V50H33ZM39 48V49H38ZM85 48V50H83ZM191 48H193V47H191ZM45 49V50H44ZM95 49H96V51H95ZM20 51H27L26 52V54L28 55V53H31V55H33V57H32V59H30V60H28V61H26L25 62V64L24 65H26V68H25V66L24 67H22L20 70H19V68L20 67H18V58H19V55H20ZM48 51H50V52H48ZM194 51H195V49H194ZM8 53H10V54H8ZM48 53H49V55H48ZM86 53H88V52H86ZM93 53V52H92ZM195 53L197 54L196 56H194L195 57V59H197V60H193L194 61V65L190 68V69H192V70H190L189 69V67L190 66H188V64H190V63H187V66H186V63H183V64H181V66H182V68H181V66H179L180 68H181V72L182 73H179V75L177 76V74H178V68L177 67H174V66H172V68H171V72H176V73H172V74H176L175 76H174V78H176L178 81H174V82H177L178 84H176L173 88H171L170 89V93H171V96H169V92H168V89H167V92H166V89H165V91H164V93H165V95L168 97V99H167V97L163 94V93H161L160 95H161V98L163 97V96H165L166 97V99L168 100L167 102H165V98H164V105L161 103L162 102V100H163V98L160 100V95H159V99L158 100H156L157 102H154V103H157L156 105L153 103V106H154V108H156V109H153V110H151V111H154V112H152V114H150V113H148V109L147 110H145L144 112H142L141 111V113L140 112H136L135 111V113L134 112H130V111H128V112H126L127 110H125L124 111V107H122V108H120V106H117V107H115L117 104L116 103H110V102H108V101H106V102H104L105 101V99L104 98H101V97H99V96H95V95H93L91 98H89L90 99V101H91V105H92V100L93 101H95L96 102V104L98 103V101L100 102V104H99V106H98V104H97V106L99 107V109L101 108V106L100 105H102V107H106L107 106V104H108V109H109V114H107V116H108V119H107V116L106 117H104V119L103 118H99V120L98 119H96L95 117H90L89 119H88V121H85V120H87V118H85V119H82V117L81 116H78V117H76V122H78V124H80L79 126H78V128H73V129H75V131H77L78 129H80V131L78 130V135L79 136H81L79 139H80V141L79 142H77L76 141V143H78L77 145H80V146H82V144H79V143H81V140H82V137H86L87 135H90V136H94V138L96 137V140L97 139H102V138H104V136L105 137H111V135L113 134V136H114V138H113V142L114 143H117V142H119V144L121 143H123L124 144V141L126 140V136H124L125 134H127V133H125V131L124 130H120V129H118V126H117V128L115 129L114 127H116V126H113L114 124H112L111 122V120H118L119 118H120V120L121 121H123L122 119H124L125 120V116L128 114V116H129V114L131 113L133 116H135V117H140L138 120H135V119H137V118H135L134 120H128L129 122L127 123L128 124V126L130 127V129H132V130H134L135 129V131L136 132H138V130H139V132H141V131H146V132H148V130L149 131H152L151 129H156V132L158 133V131L160 132V129H161V132L163 133V136L165 135V137L164 138H166V139H164L163 141H169V140H167V139H169V137H172V135H170V134H168V132L169 133H171V134H173L172 132H174V131H176V133H175V135L177 134L178 136L181 134V133H187L188 131V129H190V127H191V129L193 130V131H195L196 133H199V132H201L200 131V128L202 129V127L204 126L203 124H202V121H201V123H198V122H200V119H202L203 120V118H206L207 119V115L205 116V117H201L200 118V114L201 113H204L205 112V109H204V111H203V105L201 106V107H203V108H201V107H199V103L198 102H206L207 101V99H205L204 97L205 96H207V98L209 97L208 96V94L207 93H209L208 91H204V92H201V90H200V85L204 82L203 80L204 79H202L203 78V76H204V74H206V73H204V72H206L205 71V69L204 68H207L208 66L207 65H209V62H207V60H206V58L204 57V55L202 56L200 53L198 54V52H196L195 51ZM195 53H194V55H195ZM39 54V55H38ZM44 56H43V55ZM90 54V53H89ZM8 56V57H7ZM29 56V55H28ZM35 56V57H34ZM48 56V57H47ZM18 57V58H17ZM41 57H43V58H41ZM50 57H52V55L50 56ZM193 57V58H194ZM202 57V58H201ZM8 58V59H7ZM88 58H90V57H88ZM12 59V60H11ZM47 59V60H46ZM199 59H200V61H199ZM35 60V61H34ZM46 60V61H45ZM206 60V61H205ZM30 61V62H29ZM45 61V62H44ZM203 61V62H202ZM4 62V63H3ZM12 62V63H11ZM47 62V63H46ZM96 62V61H95ZM94 61H90V64L88 65V70H89V81L92 83V85L94 86V85H96V83L97 82H104V83H107V82H109L110 81V79H109V77H108V72H107V68L105 67V65L103 64V63H95ZM191 62H192V60H191ZM198 62V63H197ZM17 63V64H16ZM92 63H93V65H92ZM206 63H208V64H206ZM10 64H12V65H10ZM192 64H193V62H192ZM191 64V65H192ZM206 64V65H205ZM5 65V66H4ZM38 65V66H37ZM185 65V66H184ZM2 66V67H1ZM13 66V67H12ZM29 66V67H28ZM195 66V67H194ZM200 66H202V67H200ZM207 66V67H206ZM34 67V68H33ZM101 67V68H100ZM184 67H186L185 69H184ZM188 67V68H187ZM197 67V68H196ZM17 68V70H15ZM176 68H177V70H176ZM13 69H14V71H13ZM25 69H27V70H25ZM30 69V70H29ZM170 70V69H169ZM201 70V72H199ZM207 71H208V68L206 69ZM16 71V72H15ZM30 71V72H29ZM179 71V72H180ZM197 71H198V73H197ZM33 72V73H32ZM96 72V73H95ZM104 72V73H103ZM203 72V73H202ZM36 73H37V75H36ZM91 73V74H90ZM193 73V74H192ZM197 73V74H196ZM27 74V75H28ZM181 74V75H180ZM187 74V75H186ZM173 76V75H172ZM183 76V77H182ZM11 77V78H10ZM102 77V78H101ZM108 79H107V78ZM185 77V78H184ZM188 77H190V78H188ZM17 78V79H16ZM104 78V79H103ZM106 78V79H105ZM183 78V79H182ZM197 78H198V80H197ZM102 79V80H101ZM45 80H47V79H42V81L41 82H37L36 81V83H34V86H33V90L36 92V94H38L39 95V93L40 94H42L41 92H45L46 93V95H48V97H46L47 98V103H46V101H44L45 103L43 104V106L42 107H45L46 106V108H47V111H48V113L49 112H51L50 110H52V112L54 113V114H48V113H46V114H48V117L50 116V120H51V122H50V124L49 123H47V120L44 118V117H42L40 114H41V110H43L42 109V107H41V105H40V101H43L42 99H40V98H36V101H35V103H32V105L34 104V106H32V110L35 112V113H33V112H31V113H33V114H35V116L34 115H32L33 117H31V118H33L32 119V121H30L27 117H26V119L29 121V127L30 126H32V128H33V126L35 127V126H39V125H41V127H43L42 129H44V130H42V131H47L48 132V134H49V143H50V145H49V143H42L43 141H46V139H44L43 137V141L41 142V146L43 145V147H42V152L44 153V155H45V146L48 144V152H49V150H50V153H48L50 156H51V153H55V152H59L60 153V155H58V153L56 154L55 153V155H58V157L57 158H55V157H53L54 159H56V160H58L59 162L61 161V159H62V163L63 162H65V159H67V157L66 156H63V155H66L65 154V152H64V150L62 151L61 149V147H63L64 149H65V145H67L66 143H64L65 141H67V143H68V141L70 142V139H71V137H70V135H68L67 133H66V131H65V129H64V127H63V129H61V127H60V125H62V124H60V118H61V115H60V113L61 114H67L68 112V110L65 108V110H63V111H61V108L60 109H58L60 106H59V104H60V102H59V104H57L58 103V101L60 100V99H58L57 97H62L61 98V100L63 101V103L62 104H64L65 105V102L67 103V102H69V104L68 105H70V101H72V95L70 94V93H72V90L71 89H69V84L68 83H66L65 82V79H64V84H60V83H58L57 82V80L56 79H52V80H47V81H45ZM100 80V81H99ZM105 80V81H104ZM188 80V81H187ZM195 80V81H194ZM55 81V82H54ZM170 82H172L171 80H169ZM168 81V82H169ZM167 82V83H168ZM169 82V83H170ZM186 82V83H185ZM195 82V83H194ZM202 82V83H201ZM16 83H17V85H16ZM45 83V84H44ZM183 83V84H182ZM36 84V85H35ZM189 84V85H188ZM200 84V85H199ZM4 85V86H3ZM46 85V86H45ZM56 85V86H55ZM62 85V86H61ZM66 85V86H65ZM183 85V86H182ZM50 87V91H49V87ZM62 88H67V89H62ZM185 86V87H184ZM188 86V87H187ZM191 86V87H190ZM196 86H197V88H196ZM199 86V87H198ZM3 89H2V88ZM46 87V88H45ZM52 87V88H51ZM168 87V86H167ZM193 87V88H192ZM197 89H195V88ZM15 88H17V90H15ZM39 88V89H38ZM43 89V91H42V89ZM84 87H82L81 88V90L83 89ZM177 88H178V90L179 89H182L181 90V92H182V94H180V92L178 93V95H175V91L174 90H176L177 91ZM185 90H184V89ZM47 89H48V91H47ZM51 89H52V91H51ZM59 89V90H58ZM60 89H61V91H60ZM194 89V90H193ZM3 90H5V91H3ZM41 90V91H40ZM55 92H54V91ZM57 90V91H56ZM62 90H64V91H62ZM70 90V91H69ZM84 90H85V88H84ZM199 90V91H198ZM38 91V92H37ZM80 91V90H79ZM78 90L77 91H75V92H77L76 93V99H78L77 101H80V102H82V95H83V92L80 94V93H78L79 92ZM83 91V90H82ZM180 91V90H179ZM190 91V92H189ZM201 92L200 94H197L196 92ZM33 92V91H32ZM48 92H49V94H48ZM57 92H59V93H57ZM62 92V93H61ZM74 92V91H73ZM81 92V91H80ZM178 92V91H177ZM186 92V93H185ZM195 92V94H193ZM207 92V93H206ZM5 93V94H4ZM67 93V94H66ZM206 93V94H205ZM4 94V95H3ZM14 94V95H13ZM16 94V95H15ZM163 94V95H162ZM205 94V95H204ZM8 95V96H7ZM34 95V94H33ZM52 95V96H51ZM175 95V96H174ZM195 95V96H194ZM196 95H198V96H196ZM36 96V95H35ZM82 96V97H81ZM177 96H179V97H182V100L181 99H179V98H177ZM4 97H5V99H4ZM13 99H12V98ZM59 97V98H60ZM99 97V98H98ZM194 97V98H193ZM198 99L199 97H200V99H196V98ZM202 97L205 99V100H203L202 99ZM8 99V101H7V99ZM70 98V99H69ZM173 98V99H172ZM187 98V99H186ZM189 98V99H188ZM11 99L13 100V101H11ZM44 99H45V97H44ZM50 99V100H49ZM53 99V100H52ZM68 99V100H67ZM79 99H81V100H79ZM99 99V100H98ZM103 99V100H102ZM10 100V101H9ZM57 100V101H56ZM66 100V101H65ZM161 102H160V101ZM171 100V101H170ZM179 100V101H178ZM209 100V99H208ZM6 101V102H5ZM15 101V102H14ZM54 101V102H53ZM160 103H159V102ZM195 101H198L197 103L195 102ZM211 101V100H210ZM13 102V103H12ZM17 102H18V104H17ZM56 102V103H55ZM95 102L93 103L94 105L93 106H96V104H95ZM182 102V103H181ZM216 102V101H215ZM12 103V105H10ZM72 103V102H71ZM77 103H79V102H77ZM177 103V104H176ZM184 103V104H183ZM208 103H212V106H213V104H214V102L213 101H211V102H208ZM21 104V103H20ZM39 104V105H38ZM106 104V105H105ZM115 106H114V105ZM200 104H202V103H200ZM209 104V105H210ZM10 105V106H9ZM55 105H57V107L55 106ZM67 105V104H66ZM65 105V106H66ZM159 105H160V107H159ZM207 105V108L209 107L208 106V104H206ZM214 105H217L216 103L214 104ZM219 105V104H218ZM217 105V106H218ZM16 106V107H15ZM93 106H91L90 107V109H89V112L90 113H94V112H96V111H98L99 109H98V107H97V109H96V107H94V108H92ZM153 106H152V108H153ZM156 106V107H155ZM158 106V107H157ZM162 106V107H161ZM171 106V107H170ZM177 106V107H176ZM198 106V107H197ZM212 106H210L211 108V110H212V112H213V109H212ZM15 107V108H14ZM21 106H19V108H20ZM34 107V108H33ZM41 107V108H40ZM48 107H50V108H48ZM62 107V106H61ZM114 107V108H113ZM118 107L120 108V109H118ZM214 107V106H213ZM12 108V109H11ZM92 108V109H91ZM160 108V109H159ZM206 108V107H205ZM206 108V109H207ZM237 108H241V113H243V110H244V108L243 107H236V108H233L232 107V110L231 111H233V109H237ZM94 109H95V111H94ZM123 111H122V110ZM159 109V111H157L156 112V110H158ZM210 109H207L208 111H210ZM215 109V108H214ZM224 109H226V108H224ZM17 110H19V109H17ZM40 112H39V111ZM57 110H58V112H57ZM92 110V111H91ZM200 110H202V111H200ZM229 110H230V108H229ZM11 111V112H12ZM13 111V112H14ZM37 111V112H36ZM46 111V110H45ZM117 111V112H116ZM118 111H120V112H118ZM173 111V112H172ZM196 111H198V113L196 112ZM207 111V112H208ZM226 111V110H225ZM237 111H239V109L237 110ZM12 112V113H13ZM38 112H39V115H37V117H36V114H38ZM44 112V111H43ZM42 112V115H45L46 116V114H44ZM201 112V113H200ZM211 112V111H210ZM212 112L209 114L208 113V115H209V117H213V115H211L212 114ZM227 112H228V110H227ZM230 112V111H229ZM234 112H235V110H234ZM30 113V114H31ZM116 113V114H115ZM118 113H120V114H118ZM139 113V114H138ZM166 113V114H165ZM194 113V114H193ZM223 113V117H225V115L227 116V118L228 117H230L231 115H232V113L230 114V113H228V115H227V113H225V115H224V111L222 112ZM236 113V112H235ZM235 113H233V116L232 117H234V114ZM238 113V112H237ZM247 112H245V115H248V113L246 114ZM15 114L18 116V112L16 111L15 112ZM14 113H13V117H14V115H15ZM124 114V115H123ZM137 114V115H136ZM143 114V115H142ZM159 114V115H158ZM174 114V115H173ZM196 114V115H195ZM206 114V113H205ZM214 114H216V109H215V111H214ZM229 114H230V116H229ZM239 114V113H238ZM244 114V113H243ZM242 114V115H243ZM114 115V116H113ZM121 115V116H120ZM152 115V116H151ZM168 115V116H167ZM189 115V116H188ZM198 115V116H197ZM241 114H239V117L240 118H238L236 115H235V117L238 119H234L236 122L238 121L239 122V120L241 119V121H242V118L244 117L245 119H246V117H245V115L244 116H242ZM27 116H29V115H27ZM94 116V115H93ZM117 116V117H116ZM131 116V115H130ZM132 116V117H133ZM153 116H156V118L155 117H153ZM163 116V117H162ZM202 116H204L203 114H202ZM215 116V115H214ZM249 116V115H248ZM36 117V118H35ZM42 117V118H41ZM47 117V116H46ZM52 117V118H51ZM81 117V118H80ZM109 117H110V119H109ZM111 117H113V118H111ZM123 117V118H122ZM197 117H198V119H197ZM242 117V118H241ZM16 118V117H15ZM14 118V119H15ZM81 120H80V119ZM151 118H153V120L151 119ZM211 118L209 119V121L211 120ZM231 118V117H230ZM18 119V118H17ZM16 119V120H17ZM39 119V120H38ZM46 120V122L44 121V120ZM77 119L79 120V121H77ZM94 119H96V120H94ZM103 119V120H102ZM148 119V120H147ZM183 119V120H182ZM193 120V122H192V120ZM208 119H207V121H208ZM213 119V118H212ZM215 119V118H214ZM225 119H226V117H225ZM250 118H248L247 120H249ZM37 120V124H35L34 125V122ZM58 120V121H57ZM61 120H63V119H61ZM83 120V121H82ZM92 120H94V121H92ZM175 120H177V121H175ZM185 120V121H184ZM195 120H197V121H195ZM233 120V119H232ZM232 120H230V121H232ZM232 121V123L233 122H235V121ZM251 120V119H250ZM49 121V120H48ZM153 121V122H152ZM157 121V122H156ZM169 121V122H168ZM187 121V122H186ZM204 121H206L205 119L203 120V122ZM208 121V122H209ZM212 121V120H211ZM17 122V121H16ZM15 122V123H16ZM94 122H96V123H94ZM98 122V123H97ZM99 122H101V123H99ZM108 122V123H107ZM152 122V123H151ZM172 122V123H171ZM179 122V123H178ZM185 122V123H184ZM189 122V123H188ZM207 122V123H208ZM213 122V121H212ZM211 122V123H212ZM215 122V121H214ZM213 122V125L212 124H210L212 127L214 126L215 127V123ZM249 122V121H248ZM252 122V121H251ZM251 122H249V123H247V124H249L250 125V127H251V125L253 124V122H252V124H251ZM36 123V122H35ZM62 123V122H61ZM85 125H84V124ZM86 123H88V124H86ZM125 123V122H124ZM155 123V124H154ZM177 123V124H176ZM197 123V124H196ZM210 123V122H209ZM231 123V124H232ZM39 124V125H38ZM183 124V125H182ZM187 124V126H185ZM202 124V125H201ZM206 124V123H205ZM236 123H234L233 125H235ZM247 124H246V127H247ZM0 125H1V128H0V132H1V129H2V133L1 134H3V131H5V129H3V127H2V120H1V117H0ZM47 125V126H46ZM95 125V126H94ZM152 125H153V127H155V128H150V127H152ZM158 125V126H157ZM192 125V126H191ZM199 125H201L200 127H197V126H199ZM209 125V126H210ZM87 126H88V128L90 129V131H89V129H87ZM91 128H90V127ZM94 126V127H93ZM111 126V127H110ZM134 126V127H133ZM176 126V127H175ZM178 126H179V128H178ZM189 126V127H188ZM210 126V127H211ZM253 126H254V124H253ZM56 127H58V128H56ZM84 127V128H83ZM232 127H234V126H232ZM232 127H231V130H233L232 129ZM245 127V128H246ZM260 127H262V129L260 128ZM259 127V129H260V131L261 132H259V129L258 128H256L255 129V131H254V128L252 127V129L250 130V131H248V132H246V133H244L245 132V130L246 129H244V130H242L241 129V132H240V130L238 129V133L237 134H239L240 135V137H238V135L236 136L235 134L236 133H233V135H235L236 136V138H235V136H233L232 137V135H230L232 138H234L233 140H235V142H236V139L237 140H239V139H241V140H239V142L240 141H242V143L240 142V144L241 145H239V143L237 142V144H238V146H240L241 147V150H239V148L240 147H238L237 145H236V147H238V149L236 148V151L237 152H239L240 153V151L244 154V156H245V154H248L247 156H250V157H248L249 159H247L246 157V159H247V161H249L250 162V165H252L253 167H251L250 169H248V170H250L249 171V173H252L253 172V175L255 174H257L258 173V175H256V179H258L257 180V183H258V185L259 186H261V185H263L264 184V175L262 174L263 172H264V146L262 145V144H264L263 142H264V127L263 126H260ZM39 128H40V126H39ZM48 128V129H47ZM54 128H56L55 130H57V133L54 131ZM138 128V129H137ZM146 128V129H145ZM159 128V129H158ZM165 128V129H164ZM171 128H173L172 130V132H170L171 131ZM177 128V129H176ZM181 128H183V129H181ZM185 128V129H184ZM199 128V129H198ZM235 128V127H234ZM235 128V130H237ZM248 128H249V126H248ZM31 129V128H30ZM33 129H36V128H33ZM114 129V130H113ZM122 129V128H121ZM141 129V130H140ZM145 129V130H144ZM168 129V130H167ZM170 129V130H169ZM197 129V130H196ZM95 131V132H93V131ZM162 130H164V131H162ZM231 130L230 131H228L227 130V136H229V134H232L231 133ZM249 130V129H248ZM257 130V131H256ZM30 131H32V133H33V131L34 130H30ZM36 131H38V133H40L41 131L40 130H37L36 129ZM118 131V132H117ZM134 131V132H135ZM167 131V134L168 135H170L169 137H166V132ZM198 131V132H197ZM209 131V130H208ZM234 131V130H233ZM247 131V130H246ZM124 132V133H123ZM127 132V131H126ZM130 132H131V130H130ZM154 131H152V133H153ZM178 132V133H177ZM230 132V133H229ZM235 132V131H234ZM249 132H252L251 134L249 133ZM253 132H256L254 135H253ZM258 132L260 133V135L259 136H257L256 134H258ZM263 132V133H262ZM32 133H30V134H32ZM36 133V132H35ZM60 133V134H59ZM64 133V134H63ZM86 135H85V134ZM94 133V134H93ZM110 133V134H109ZM142 133H144V132H142ZM165 133V134H164ZM229 133V134H228ZM243 133V134H242ZM0 134V135H1ZM44 134V132H42V135ZM119 134V135H118ZM122 134V135H121ZM154 135H156L155 134V132L153 133ZM152 134V138H151V141H153L154 140V135ZM247 134V136H246V138H245V135ZM248 134H250L251 135V137L252 136H254V137H252L253 139H254V141H255V139H259V141H260V144H259V146H255V147H257L258 149H256L255 147H254V149H253V151H252V153H251V150H252V145H254L253 143L254 142H252V145H251V141H252V139H251V137H249L248 138ZM263 134V135H262ZM4 135V134H3ZM3 135H1L2 136V138H3ZM82 135H84V136H82ZM97 135H99V137H97ZM103 135V136H102ZM117 135V136H116ZM167 135V136H168ZM255 135H256V137H255ZM32 136H33V134H32ZM48 136V135H47ZM181 136H184V135H180L179 136V138H182ZM31 137V136H30ZM40 137V136H39ZM59 137V138H58ZM174 137H176V136H174V134H173V137L172 138H170V140L171 139H173ZM231 137H227V141L228 140H231L232 138ZM242 137H244V139L245 140H247V141H245V140H243V138ZM32 138V137H31ZM37 138V137H36ZM61 138H62V140H61ZM122 138H123V140H122ZM125 138V139H124ZM228 138H231V139H228ZM78 139V138H77ZM111 139H112V137H111ZM163 139V138H162ZM123 142H122V141ZM226 140V139H225ZM41 141V140H40ZM40 141H38L39 143H40ZM57 141V142H56ZM62 141H64V142H62ZM232 141V140H231ZM250 141V142H249ZM258 141V140H257ZM84 142H85V140H84ZM126 142V141H125ZM159 143L161 142V139L158 141ZM157 142V140H154L153 141V144H151V145H154V143L156 144V143H158ZM233 142L234 141H232V142H230V143H232V145H233ZM1 143H2V141H1ZM38 143V144H39ZM58 143V144H57ZM63 143V146L61 145V144ZM228 143V142H227ZM229 143V144H230ZM246 143H247V145H246ZM259 143V142H258ZM3 144L4 143H2V148L0 147V149H3ZM86 144V143H85ZM243 144V145H242ZM13 145V144H12ZM15 145H17V144H15ZM15 145H13V146H15ZM40 145V144H39ZM61 145V146H60ZM84 145V144H83ZM251 145V146H250ZM260 145H262V146H260ZM11 146V145H10ZM18 146V145H17ZM58 146V148H55V147H57ZM59 146H60V148L61 149H59ZM80 146H77L78 147V149L80 148ZM85 146V145H84ZM231 146V145H230ZM247 148H246V147ZM19 147V146H18ZM39 147V146H38ZM49 147H51V149L49 148ZM67 147V146H66ZM69 147V146H68ZM76 147V148H77ZM234 147V146H233ZM12 148V147H11ZM14 148L15 147H13V150H14ZM17 148V147H16ZM15 148V149H16ZM82 148V147H81ZM80 148V149H81ZM85 148V147H84ZM232 148V147H231ZM235 148V147H234ZM233 148V149H234ZM250 148H251V150H250ZM262 149V150H260V149ZM39 149H41V148H39ZM47 149V148H46ZM229 149H230V147H229ZM4 151H5V147H4V149H3ZM17 150V149H16ZM16 150H14V151H16ZM52 150V151H51ZM62 151V153L60 152V151ZM82 150H84V149H82ZM88 150V149H87ZM87 150H86V153H87ZM239 150V151H238ZM255 150H257V152L255 151ZM260 150V151H259ZM2 151V150H1ZM1 151H0V198L2 199V202L0 203V214H1V216H0V229H4L3 231L5 232H3L2 230V234L1 235H3V236H7L5 239L8 241V243L10 242L9 240H13V243H12V241H11V243H9L10 244V246H12V250H14V248H13V246L14 247H18V252L19 253H21V254H18L17 255V258H18V260L20 261V262H22L23 261V259H22V261H21V257H18V256H22V257H26V255L29 253V254H31V251L34 253V255L32 254V256H30V258L31 259H33V260H31L29 257V260L28 261H32V263L34 264V263H37V262H34V259L36 260V258H35V254H37V252H40V254L42 253V255H43V257L38 253L37 255H38V257L39 256H41V258H43L42 260L44 261V264L46 263V264H48V262H50L49 264H51V263H56V264H58V262L56 261L58 258L57 257H59V259L58 260H60L62 257H61V255H62V253H60L59 254V256H56V252L54 253V251H53V247L55 246V248L54 249H56V243H54L53 245L52 244H50V245H52V248L50 247V253L52 254V255H54V256H52L53 257V259L52 258H50L49 257V255L47 254V253H49V252H46V248L48 247V246H50L49 244H48V242L49 243H53V241L54 242H56V239H59L58 237V234H56V231H60V229L61 228H59V226H58V228H56V230H53V229H55V227L54 228H52V230H53V232L52 231H50V232H47L48 231V227H49V230H51V228H50V226H52V224H53V221L52 222H50V221H48L49 223H51V224H47V219H49L50 217H48L47 215H49L48 214V212L49 213H53V212H51V211H53L54 210V208L51 206V204H50V208H52V210L51 211H48L47 210V215H46V212L44 213L47 217L45 218V220L43 219L44 217H43V215H42V219H41V223H38V225H37V227H35L36 229H34L35 231L33 232V230H32V228H33V225H35L34 223H33V219L34 218H31L30 216H33L36 212H37V207H38V211H39V213L40 212H43V211H41V209L42 210H45V208H46V206H45V201L48 199H46L45 197H44V193H43V191H41V189L39 188V186L40 185H35V184H41L42 183V181L40 182V183H38V180H37V182L36 183H33V181H35V180H33V181H31V179L29 178V174L28 173H26V175L28 174V179H26V176H25V178H23V176L21 175L22 173L20 172V170L19 171H16V169H18V167H17V165L15 166L14 164L16 163V157L18 156V155H13V157L15 156V163L13 164L12 163V159H11V156H9V159H11L10 161H11V164L12 165H7V163H6V161H7V159L6 158H4V157H6L7 156V158H8V155H9V153H8V155L6 154V153H1ZM4 151H2V152H4ZM9 151H11L10 150V148H9ZM90 151H91V149H90ZM231 151V150H230ZM234 151V150H233ZM70 152H72V151H70ZM76 154H79L80 153V151H78V152H76V149H75V151H74ZM92 152V151H91ZM90 152V153H91ZM245 152V153H244ZM255 152V153H254ZM261 152V153H260ZM12 153V152H11ZM10 153V154H11ZM16 153V152H15ZM18 153V152H17ZM42 153V154H43ZM67 153V152H66ZM238 153V154H239ZM242 153H240V154H242ZM257 153V154H256ZM6 154V155H5ZM47 154V155H48ZM68 154V153H67ZM73 154V153H72ZM75 154V155H76ZM233 154H235V155H237L235 152H233ZM232 154V155H233ZM239 154V155H240ZM250 154H252V155H250ZM4 155V156H3ZM70 156H71V153L69 154ZM68 155V156H69ZM81 155V154H80ZM69 156V157H70ZM84 156H86V157H84ZM81 155V160H80V162L83 160V157H84V160L82 161L83 162V164H82V162H81V164H80V162L79 163H77V164H80L82 167L87 163V166L88 165H90V166H88L89 168L88 169H90V172H88L89 173V178H91V174L93 173V170H92V168L94 169V165L92 166V163H93V157H91V164H88V163H90L89 161L88 162H86L87 161V159L88 160H90V157H89V155H88V153H87V155L85 154V155ZM92 156V155H91ZM230 156H231V154L229 155V157H227L226 159H228L229 158V161L230 160H232V158H235V157H231V159H230ZM238 156V155H237ZM258 156H260L259 158H258ZM3 157V158H2ZM12 157V158H13ZM49 157V156H48ZM52 157V156H51ZM60 157H64V158H60ZM243 157V156H242ZM253 157V158H252ZM254 157H255V159H254ZM50 158V157H49ZM71 158V157H70ZM237 158H239V157H236V159ZM245 158H244V161H245ZM5 161H4V160ZM63 159H64V161H63ZM241 160H242V158H241ZM256 160H258V161H256ZM10 161H7V162H9L8 164H10ZM50 161H52V160H50ZM67 161V160H66ZM246 161V162H247ZM5 162V163H4ZM56 162V161H55ZM55 162H54V164H55ZM232 162H235V161H232ZM246 162H245V164H246ZM249 162H247V164L249 163ZM260 162V164H256V163H259ZM20 163V162H19ZM35 163H37V162H35ZM40 163V162H39ZM58 164V163H57ZM56 164V165H57ZM64 164H66V163H64ZM68 164V163H67ZM94 164V163H93ZM245 164H244V168L247 170V168L248 167H245ZM247 164H246V166H247ZM255 166H257V167H255ZM262 164V165H261ZM40 165H42L43 167H44V164L43 163H40L38 166H40ZM79 165V166H80ZM12 166V167H11ZM22 166H23V164H22V162H21V165H20V168H22ZM41 166V167H42ZM58 167H59V169H61L62 170V168H61V166H60V164L59 165H57ZM77 166V165H76ZM86 166V165H85ZM249 166V165H248ZM262 166V167H261ZM9 167H11V168H9ZM15 167H16V169H15ZM36 167H37V165H36ZM40 167V168H41ZM65 167V166H64ZM261 167V169H259ZM25 168V167H24ZM46 168V167H45ZM77 168H78V166H77ZM76 168V169H77ZM86 168V167H85ZM253 168V169H252ZM258 168V169H257ZM11 169V170H10ZM83 169V168H82ZM263 169V170H262ZM35 170V169H34ZM64 170V169H63ZM62 170V172L64 173L65 171H63ZM85 170V169H84ZM248 170H247V172H248ZM261 170V171H260ZM12 171V172H11ZM14 171H16L17 173L18 172H20L21 174H20V176L19 177H17V175H13L12 173H15ZM44 171H45V169H44ZM42 172V173H45V174H47V172ZM252 171V172H251ZM254 171H255V173H254ZM35 172V171H34ZM40 172V171H39ZM24 173V174H25ZM16 174V173H15ZM45 174H43V176L45 175ZM34 175H35V173H34ZM37 175V174H36ZM35 175V176H36ZM42 175V174H41ZM22 176V177H21ZM38 176V175H37ZM36 176V177H37ZM48 178L50 177L48 174L46 175ZM87 176V177H88ZM94 176V175H93ZM92 176V177H93ZM39 177H41L40 175H39ZM96 177V176H95ZM43 178H45V177H43ZM42 178V179H43ZM54 178H58V177H54ZM54 178H52V179H54ZM94 178V177H93ZM123 178V177H122ZM124 178H126V177H124ZM16 179V180H15ZM38 179V178H37ZM47 179V178H46ZM52 179H47V182L46 181H44L43 183H49V181L48 180H52ZM87 179V178H86ZM163 179V180H162ZM15 180V182H18V185L17 186H19V184H21L20 186L21 187H19V188H21L20 189V192H19V190H16V189H18V187H16L15 186V184L13 185V187H12V183H13V181ZM29 180V181H28ZM45 180V179H44ZM88 180V179H87ZM161 180L164 182L165 180H164V178H161ZM10 182V186H11V188L10 189H7V185H8V183ZM256 183V184H257ZM260 183V184H259ZM104 184H106L105 186H107V183H104V182H102L100 185L101 186H103ZM4 185H5V187H6V189H4L5 187H4ZM27 185V186H26ZM42 185V184H41ZM84 184H82V186H83ZM174 186H172V187H174L173 189H176V192L178 193V194H180V193H182V187L181 186H179V184H173ZM176 185V186H175ZM236 185H238V184H236ZM81 186V185H80ZM82 186L80 187V189L82 190ZM101 186H98L99 188H101ZM105 186H104V188H105ZM178 186V187H177ZM28 187V188H27ZM34 187V188H33ZM84 187V186H83ZM109 187L110 186H108L107 187V189H109ZM238 186H236L235 187V191L233 190V193H236V189H239V187L237 188ZM262 187V186H261ZM264 187V186H263ZM15 188V192H16V194L17 195H23V193H24V195H23V197H25V195H26V193L27 194H29V192H27V191H30V196L31 197H28V198H30V199H28L29 201L28 202H25V200H23V202L22 201H19V200H21V199H25V198H23L22 196H21V199H19L18 201H17V199L18 198H15V197H17V195H15V192H13V189ZM42 188V187H41ZM59 187H57V188H54L53 190H52V192H54L55 190H56V192H57V189H58ZM104 188H101L102 190H105L106 191V188L104 189ZM179 188H181L180 190H179ZM2 189V190H1ZM35 189V190H34ZM61 188H59V190H60ZM80 189H78V190H76V191H80ZM97 189V188H96ZM96 189H94V192H95V190ZM111 189V188H110ZM170 189V188H169ZM5 190H6V192H5ZM101 190V191H102ZM260 190H261V188H260ZM262 194H263V192H264V188H262ZM38 191V192H37ZM98 191V190H97ZM178 191H180V193L178 192ZM18 192V193H17ZM23 192V193H22ZM33 192L35 193V195L33 194ZM44 192H46L45 190H44ZM55 192V193H56ZM60 192V191H59ZM92 192V191H91ZM94 192L92 193V194H94ZM242 193H244L243 191H241ZM241 192H239V190H238V198H242L243 196V194L241 193ZM4 193V194H3ZM54 193V194H55ZM74 193H77V192H75L74 191ZM82 193V192H81ZM86 193H88V192H86ZM97 193V192H96ZM95 193V194H96ZM109 193V192H108ZM107 193V194H108ZM239 193H241L240 194V197H239ZM247 193V192H246ZM38 194V195H37ZM41 196H40V195ZM42 194H43V197H42ZM45 194H47V193H45ZM99 194V193H98ZM106 194V193H105ZM111 195L113 194L112 192L110 193ZM108 195L110 198H111V195ZM258 194V193H257ZM12 195H13V198H12ZM29 195H26V196H29ZM48 195V194H47ZM47 195H45V196H47ZM58 195V193H56V196ZM84 195H85V193H84ZM83 195V196H84ZM88 195H89V193H88ZM102 195H103V193H102ZM235 194H232V196H234ZM246 195V194H245ZM15 196V197H14ZM34 196H36V198L34 197ZM38 196H40L39 198H41V199H37V197ZM87 196V195H86ZM91 196V197H90ZM92 196L93 195H89V198L87 199V200H84V201H88V200H92V202H95V200H93L92 199ZM98 196H100V195H98ZM107 196V195H106ZM236 196V195H235ZM234 196V197H235ZM242 196V197H241ZM256 196V195H255ZM258 196H261V195H259L258 194ZM264 196V194L262 195V197ZM19 197V196H18ZM48 197V196H47ZM94 197V196H93ZM96 197V196H95ZM103 197H105V196H103ZM233 197V198H234ZM237 197V196H236ZM246 196H244L242 199L243 200H245V201H247V200H249V198H251V197H249L248 198V196L245 198ZM254 197V196H253ZM20 198V197H19ZM27 198V197H26ZM261 202L264 200L263 198H259V197H257ZM6 199V200H5ZM16 199V200H15ZM36 200V202H33V200ZM97 199V198H96ZM104 199L105 198H103L102 199V202L104 201ZM204 199H205V197H204ZM203 199V200H204ZM242 199H240L241 200V202H243V204H241L240 203V208L239 209H237V211L239 212V214H241V216L242 217H240V215H238L242 220H243V222H244V224H247V225H252V224H254V223H257V221H258V223L259 224H256V225H259L260 227H263L264 226V216L262 217L263 218V220H262V218H260V216H258L257 214L259 213L258 211H259V207L258 206H253V208L255 207V208H257L258 207V211H256V209L254 208H252V205H254L255 204V202H253V200H252V204H251V200H250V203H249V206H248V208H247V206H245V205H247V204H245V202L244 201H242ZM262 199V200H261ZM15 200V203H16V201H17V203H16V205H14V207H11L12 206V201H14ZM34 200V201H35ZM44 200V201H43ZM106 200V202L107 201H109L110 202V200H108V199H105ZM113 200V199H112ZM205 200H207V198L205 199ZM204 200V201H205ZM237 200L238 199H236V202H237ZM257 200V199H256ZM258 200V201H259ZM1 201V200H0ZM31 201V203H32V205L35 203V205L36 206H34V209L36 210V211H33L32 209H30V211L31 212H33V214L31 213V215L30 216H28V214H30L29 213V209H28V214H26L25 212H27V211H23V212H21V214H20V211H21V209H22V207L23 206H25L23 203L25 202V204L26 203H29ZM38 201V202H37ZM49 201V200H48ZM97 201V200H96ZM99 201H100V199H99ZM134 201V200H133ZM133 201H131V202H129V203H131V205L132 206H129L130 204H125L124 205V207L126 206H128V207H133L134 206V202ZM203 201V202H204ZM255 201V200H254ZM258 201H257V203H258ZM19 202H22V207L20 208V204L21 203H19ZM40 202V203H39ZM45 202V203H44ZM50 202V201H49ZM115 202V201H114ZM136 202H138V201H136ZM207 202H208V200H207ZM238 202H239V200H238ZM249 202V201H248ZM247 202V203H248ZM19 203V204H18ZM51 203V202H50ZM89 203L90 202H88V205H89ZM116 203V202H115ZM128 203V202H127ZM209 206H211V207H209V209L211 208V210H213L212 211V213H214L213 215H214V218H213V222L212 223H214V224H216L217 223V225L219 224H221L219 227L217 226L216 228H214V226H216V225H214V224H212L210 221H205L206 223L207 222H209L210 223V225H209V223L208 224H206V225H209V226H207V227H205V228H207V229H205V230H203L205 233H203V231L201 230V232H200V230L198 229V230H193V229H190L191 230V232H193V231H195L194 233H195V235H198V236H195V235H193V237L194 238H199V240L200 239H206L205 237H203V236H205L206 234H208V232L210 233H212V234H210L211 235V237H208V235H206V237H208L209 239H212L213 237H214V239H219V241H221L220 243L222 244V246H221V244H218L217 243V240L215 241V243L216 244H218V245H220L221 247H228V249L227 250H229V251H226V253H227V256L228 257H232L233 256V258H234V260H233V262L234 263H236V264H241V258H242V254L240 253L241 251H240V249L238 248V241H237V239H236V237H237V232H239L238 230L240 229L239 228V226L237 225H234V224H232L231 223V221H230V219L229 218H226V216L223 214V212H221V211H218L217 209H216V207H215V204L213 203V199H209ZM263 203H264V201H263ZM263 203H258L259 204V206H261V209H263L264 210V204ZM19 205V208L18 207H16L15 208V206H18ZM104 204H106L105 202H104ZM114 204V203H113ZM136 205L138 204V203H135ZM140 205H141V203H139ZM139 204L137 205V208L138 209H132V212L134 211V213H133V215L134 214H136V215H139V219H140V217H142V215H144L145 213V215L143 216L144 218H145V216L147 215L148 216V211L147 212H144V211H146V208H145V205H143V207H144V209H140L139 208ZM144 204V203H143ZM238 204V203H237ZM27 205V204H26ZM28 205H30V203L28 204ZM32 205H30L31 207H32ZM38 205V206H37ZM39 205H40V207H39ZM47 205H48V203H47ZM90 205H92V204H90ZM106 205H108V204H106ZM239 205V204H238ZM263 205V206H262ZM43 206V207H42ZM44 206H45V208H44ZM105 206V205H104ZM111 206V205H110ZM49 207V205L47 206V209H50V208H48ZM108 207V206H107ZM107 207H105L106 209H107V211H109L108 209L110 208H107ZM114 207H116V204H115V206ZM136 207V206H135ZM134 207V208H135ZM142 207V208H143ZM191 207H193V208H191L192 210L193 209H195V210H191L192 212V214L195 216H191V214L189 215V214H186V213H184V214H182V215H175V216H181L182 218L184 217V216H186V218L184 217V219H181V217H179V220H178V218L177 217H175L174 215H173V218L171 217V214H170V212L169 213H167V212H164L163 213V215L161 214V216L158 214V215H156L157 213H154L155 214V216L153 215V218H156V219H158L159 217L161 218V220H159L160 222H162V223H164L162 226H164V227H166V229H168V228H170L171 226H172V224H174V221H177V222H179L180 223V219H181V221H183L184 220V222H186L185 220L187 219H189V220H193V218H196L197 216H199L198 214L200 213H198V211L196 212V209L198 210L199 208L198 207H196V206H192V205H189L188 207H187V211L189 212L190 211V208ZM194 207H196V208H194ZM12 208V209H11ZM27 208V207H26ZM111 208H112V206H111ZM15 209V210H14ZM19 209H20V211H19ZM130 209V208H129ZM140 209V210H139ZM260 209V210H261ZM23 210H26L25 208L23 209ZM114 210V209H113ZM123 210H124V208H123ZM127 211H128V209H126ZM55 211V210H54ZM131 210H129L128 212H130ZM241 211H242V213H241ZM35 212V213H34ZM113 212V211H112ZM111 212V213H112ZM115 213H116V211H114ZM122 212V211H121ZM126 212V211H125ZM131 212V213H132ZM252 212V213H251ZM38 213V212H37ZM101 213H103V212H99L98 214H97V216H96V218L95 219H100L101 218ZM197 213V214H196ZM254 213H256V214H254ZM43 214V213H42ZM104 214H106V213H104ZM110 214V213H109ZM113 214V213H112ZM111 214V215H112ZM125 214V213H124ZM130 214V213H129ZM129 214H127L128 216H129ZM170 214V215H169ZM254 214V215H253ZM260 214V213H259ZM22 215H24L23 217H24V220H22L23 219V217H21ZM25 215H26V218H25ZM38 215H40V214H38ZM50 215H52V214H50ZM55 215H56V213H55ZM54 215V216H55ZM115 215V214H114ZM116 215H117V213H116ZM120 215V214H119ZM121 215H122V213H121ZM126 215V214H125ZM133 215H130L131 217L133 216ZM28 216V217H27ZM35 216H37V214H35ZM41 216V215H40ZM100 216V217H99ZM105 216H107V215H105ZM105 216H103L104 217V219L106 220V218H105ZM135 216V215H134ZM169 216V217H168ZM250 216V217H249ZM255 216V217H254ZM53 216H51V218H52ZM55 217H57V216H55ZM102 217V218H103ZM119 217V216H118ZM122 217H124V215L122 216ZM130 217V218H131ZM168 217V218H167ZM175 217V218H174ZM253 217V218H252ZM257 217H259V219L257 218ZM7 218V219H6ZM14 218V219H13ZM19 218V219H18ZM22 218V219H21ZM29 218H31V220H29ZM36 218V217H35ZM51 218L49 219V220H51ZM111 218H112V216H111ZM113 218H114V216H113ZM117 217L115 216V219H116ZM120 218V217H119ZM125 218V217H124ZM133 218V217H132ZM131 218V219H132ZM167 218V219H166ZM171 218V219H170ZM256 218H257V220H256ZM53 219H55V218H53ZM57 219V223H56V221L54 222V223H56L55 225H57L58 223H60L59 222V220H58V218H56ZM109 219H110V216H109ZM123 219V218H122ZM129 219V217L127 218V221L129 222L130 220H128ZM141 219H143V218H141ZM166 219V220H165ZM170 219V220H169ZM175 219V220H174ZM216 219H217V221H216ZM254 219V220H253ZM18 220V221H17ZM21 220V221H20ZM26 220V221H25ZM30 222H32V227H31V229H30V231H31V233H30V231L28 230L27 231V234H28V232L30 233V234H28L30 237H27L26 235L25 236H22V235H24V233L26 232V230L28 229V227H30V226H28V224L29 225H31L30 223H29V221ZM39 220H40V218H39ZM135 220V219H134ZM134 220H131L130 222H133L134 223ZM155 220V219H154ZM169 220V221H168ZM215 220V221H214ZM219 220H220V222H219ZM108 221H110V220H108ZM115 221V220H114ZM136 221H137V218H136ZM135 221V222H136ZM142 221V220H141ZM158 221V222H159ZM12 222V223H11ZM34 222H36V219H35V221ZM37 222H39L38 221V216H37ZM107 222V220L105 221V222H103L102 221V223H104L103 225H106V224H109L108 222ZM122 221H120V223H121ZM159 222V223H160ZM167 222V223H166ZM170 222V223H169ZM184 222H181L183 225H184V227H186L185 225L187 224H184ZM106 223V224H105ZM115 223V222H114ZM117 223V222H116ZM115 223V224H116ZM127 222L125 221L124 223H122V225L124 226V225H127V226H125L126 227V230L127 231H130V230H132V229H127V227H128V224H126ZM172 223V224H171ZM176 223L175 222V224L172 226V228H170V230H176V229H178V228H180V229H182L183 228V225L180 223ZM203 223H204V221H203ZM249 223V224H248ZM24 224V225H23ZM37 224V223H36ZM43 224H44V227H43ZM61 224H62V222L60 223V227H61ZM113 224V223H112ZM130 224L132 225V223H129V227H131L132 228V226H130ZM161 224V223H160ZM167 224H170V225H168V227L166 226ZM179 224V225H178ZM212 224V225H211ZM223 224V225H222ZM42 226L43 228H44V230L43 229H41L40 230V226ZM54 225V224H53ZM59 225V224H58ZM110 225V224H109ZM178 227H177V226ZM206 225H204V226H206ZM25 226H26V228H25ZM39 226V227H38ZM48 226V227H47ZM62 226H64L63 224H62ZM107 226V225H106ZM113 226L115 227V225L113 224ZM112 226V227H113ZM118 226V225H117ZM116 226V227H117ZM188 226H189V224H188ZM187 226V227H188ZM41 227V228H42ZM57 227V226H56ZM115 227V228H116ZM120 226H118L117 228L118 229H120L119 228ZM177 227V228H176ZM182 227V228H181ZM213 227V228H212ZM47 228V229H46ZM105 228H107V227H105ZM109 228V227H108ZM220 228V229H219ZM223 228V229H222ZM264 228V227H263ZM23 229V230H22ZM117 229V231H119ZM124 229V228H123ZM123 229H122V231H123ZM179 229V230H180ZM216 230V232H215V230ZM238 229V230H237ZM47 230V231H46ZM65 229H61V231L62 232H66V231H64ZM169 230V229H168ZM188 230V229H187ZM6 231H8V232H6ZM59 231L57 232V233H59ZM115 231V230H114ZM121 231V230H120ZM119 231V232H120ZM121 231V232H122ZM124 231H125V229H124ZM197 231H198V233H197ZM33 232V233H32ZM46 232V233H45ZM119 232H117V233H119ZM133 232V231H132ZM187 232V231H186ZM189 232V231H188ZM213 232H214V234H213ZM226 234H225V233ZM229 232H230V234H232V235H234V233H235V236H232V235H230L229 234ZM232 232V233H231ZM240 232H241V230H240ZM49 233V235H47ZM67 233H69V232H67ZM83 233H85V232H82V234ZM87 233V232H86ZM85 233V234H86ZM93 233H96V232H94L93 231ZM92 233V234H93ZM113 233V232H112ZM124 233V232H123ZM128 232H126V234H127ZM129 233H131V232H129ZM128 233V234H129ZM194 233H192V234H194ZM221 234V236H220V234ZM22 234V235H21ZM64 234L65 233H63L62 235L64 236ZM70 234V233H69ZM97 234H99V232H97ZM104 234V233H103ZM114 234H116V233H114ZM120 234V233H119ZM118 234V235H119ZM199 234H200V236H199ZM204 234V235H203ZM217 234H218V236H217ZM228 234V235H227ZM237 234V235H236ZM10 236V238H8L9 236ZM46 235V236H45ZM55 235H57L56 237L57 238H55ZM60 235V234H59ZM81 235V234H80ZM86 235H90V234H86ZM100 235V234H99ZM105 235V234H104ZM108 236H109V232H108V234H107ZM106 235V236H107ZM117 235V234H116ZM117 235V237H119ZM223 235V236H222ZM3 236H2V238H3ZM63 236H61V237H63ZM67 236V235H66ZM65 236V237H66ZM70 236V235H69ZM68 236V238H70ZM84 235H82V237H83ZM94 238L96 237L95 235H92ZM105 236V237H106ZM123 236V237H122ZM122 236H120L119 237V239L118 238H116V239H118L119 241H115V240H113L112 242H114L113 243V245L112 244H110V245H108V247H109V249H111V250H109V249H107L106 251H105V247H107V246H103V244H107V243H104V242H106V240L103 242V240L102 241H100V244L99 245H101L102 246V249H103V247H104V249L102 250L103 251V253L105 252V257H106V254H108V252L110 251H112L113 252V250H112V246H115V247H118V249L120 250L121 248H122V246L119 244L120 242L122 243V242H124V243H128L127 245H128V247H129V244H130V242H131V240L130 241H128L129 239H130V237L128 236L127 237V235L125 236V235H122ZM131 236V235H130ZM217 238H216V237ZM54 239H53V238ZM60 237V238H61ZM64 237V238H65ZM104 237V239H107V238H109V237H106L105 238ZM111 237V236H110ZM113 237H115V236H113ZM113 237H112V239H113ZM122 237V238H121ZM127 237V239H125ZM235 237V238H234ZM1 238V237H0ZM25 238V240H23ZM28 238L30 239L29 241H28ZM44 238V239H43ZM72 238V237H71ZM70 238V239H71ZM91 238V237H90ZM100 238H101V236H100ZM102 238H103V236H102ZM220 238H222L221 240H220ZM223 238H226V239H224L223 240ZM9 239V240H8ZM66 239V238H65ZM69 239V240H70ZM74 239H76V238H74ZM73 239V240H74ZM84 239V238H83ZM82 239V240H83ZM85 239H88V238H86L85 237ZM111 238H109L108 240H110ZM115 239V238H114ZM5 240V241H6ZM67 240V239H66ZM66 240H64V241H66ZM101 240V239H100ZM123 240V241H122ZM208 240V239H207ZM226 240V241H225ZM1 241H3V239H1ZM58 241V240H57ZM63 241V240H62ZM75 242H76V240H74ZM84 241V240H83ZM86 241V240H85ZM97 241V240H96ZM99 241V240H98ZM125 241H128V242H125ZM204 241V240H203ZM37 242V243H36ZM69 242V241H68ZM71 242H73V241H70L69 242V245H71L70 243ZM88 242V241H87ZM94 242V241H93ZM109 242V241H108ZM117 242H119L118 244L120 245V248H119V245L117 244ZM223 242V243H222ZM2 243H4V241L2 242ZM6 243V242H5ZM4 243V244H5ZM58 243H60L61 245H62V243H61V241H59ZM77 243V242H76ZM90 243H91V240H90ZM95 243V242H94ZM101 243H103V244H101ZM202 243V242H201ZM46 245V244H48L47 246H46V248H45V253H43L42 251L44 250V246L43 245ZM74 244V243H73ZM89 244V243H88ZM87 244V245H88ZM97 244H98V242H97ZM109 244V243H108ZM123 244V243H122ZM225 244V245H224ZM227 244V245H226ZM0 245H2L1 243H0ZM6 245H8V244H5V246ZM16 245V246H15ZM42 245V246H41ZM66 245H68V244H66V242H64V244H63V246L62 247H66ZM78 245V244H77ZM91 245H92V243H91ZM95 245V244H94ZM4 246V245H3ZM1 247V248H4V247ZM20 246V247H19ZM22 246V247H21ZM30 246V248H28ZM38 246V247H37ZM59 246V245H58ZM57 246V247H58ZM112 248H111V247ZM124 246H125V244H124ZM123 246V247H124ZM27 247V248H26ZM33 247V248H32ZM62 247L60 248V249H62ZM64 247V248H65ZM71 247H73L72 245H71ZM76 247H78V246H76ZM96 247V246H95ZM107 247V248H108ZM226 247V248H227ZM5 248H7V247H5ZM4 248V249H5ZM8 248H10L9 246H8ZM19 248L21 249V251L19 250ZM36 248L38 249L37 250V252L35 251L36 250ZM42 249L43 248V250L41 251V250H39V249ZM49 248V247H48ZM74 248V247H73ZM79 248V247H78ZM92 248V247H91ZM94 248V247H93ZM98 248V247H97ZM100 248V247H99ZM125 248V247H124ZM123 248V249H124ZM3 249V250H4ZM30 250V252H29V250ZM58 249V248H57ZM57 249H56V251H57ZM60 249H58V253H59V251H60ZM96 249V248H95ZM116 249V248H115ZM128 249H130V248H128ZM1 251V253L2 252H4V251ZM7 250H9V249H7ZM52 250V251H51ZM62 250H64V249H62ZM66 250V249H65ZM69 250V251H68ZM68 257H66V256H63L64 257V260L66 261H63L62 262V264H76V260H78L77 262L79 263V259L80 258H78L77 256H79V255H77V251L79 250H75V248L74 249H69L68 248ZM71 250H74L73 252L71 251ZM119 250H118V255L120 256H118L119 257V259H118V261H119V263L118 264H121V262L123 261V262H125V258H126V253H123V251H121L120 250V253H119ZM226 250V249H225ZM11 251V250H10ZM14 251H16V250H14ZM26 251H28V252H26ZM48 251V250H47ZM76 251V252H75ZM94 251V250H93ZM98 251H99V249H98ZM97 251V252H98ZM115 251V250H114ZM231 251V253L233 254H231V253H229ZM240 251V252H239ZM13 252V251H12ZM11 252V253H12ZM36 252V253H35ZM65 252V251H64ZM97 252H96V254H94V255H98L97 254ZM110 252H109V259H110V257H112V254L114 255V256H116V254L117 253H112L111 255H110ZM125 252H126V250H125ZM128 252V251H127ZM0 253V255L2 256V254ZM8 253V255L10 254L8 251L6 252V254ZM25 253H27L26 255H25ZM66 253V252H65ZM64 253V254H65ZM81 252H80V250H79V254H80ZM85 252H83V253H81L80 254V256L81 255H83ZM87 253V252H86ZM102 253V254H103ZM121 253H123V254H121ZM13 255H14V253H12ZM16 254H17V251H16ZM16 254L14 255L15 257H16ZM23 254V255H22ZM28 254V255H29ZM48 255V257L50 258V259H52L51 261H48V260H50V259H48L46 256ZM77 256H76V255ZM101 254V253H100ZM231 256H230V255ZM25 255V256H24ZM27 255V256H28ZM58 255V254H57ZM104 255L102 256V258L104 257ZM239 255H241V256H239ZM7 256V255H6ZM5 256V254H3V257L2 258H4V257H6ZM74 256H76L78 259H74L73 257ZM79 256V257H80ZM85 256H87L86 254L84 255V257ZM91 257L90 258H92V256H93V254H91L90 255ZM95 256V257H96ZM101 256V255H100ZM124 256V257H123ZM128 256H129V254H128ZM127 256V258H129ZM238 256V257H237ZM54 257H56L55 259H54ZM89 257V256H88ZM95 257H93V258H95ZM104 257V258H105ZM108 257H106V259L108 258ZM117 257V256H116ZM1 257H0V259H2ZM27 258V259H28ZM67 258V259H66ZM69 258V259H68ZM86 258V257H85ZM90 258H88L89 259V261H90ZM98 258V257H97ZM123 258V260H121ZM126 258V259H127ZM38 259V258H37ZM44 259H47L46 261L44 260ZM99 259H101V257L99 258ZM105 259V261H104V263L105 264H112V262L111 261H113L114 259H113V257L109 260V259H107L106 260ZM236 259V260H235ZM24 260H26V259H24ZM39 260V259H38ZM37 260V261H38ZM72 260H74L75 262H73ZM96 260V259H95ZM103 260V259H102ZM116 260V259H115ZM114 260V261H115ZM129 260V259H128ZM239 260H240V262H239ZM6 261V260H5ZM5 261L3 260V262L4 263H0V264H6L5 263ZM43 261H41V262H43ZM56 261V262H55ZM61 261H62V259H61ZM93 262H98V260L97 261H94V260H92ZM107 261V262H106ZM117 261V260H116ZM117 261V262H118ZM237 261H238V263H237ZM0 262H1V260H0ZM24 262V261H23ZM22 262V264H24ZM91 262V261H90ZM93 262H91L90 264H92ZM129 261H127L125 264H127ZM232 262V264H234ZM39 263H40V260H39ZM38 263V264H39ZM59 263H60V261H59ZM99 263V262H98ZM97 263V264H98ZM21 264V263H20ZM87 264H88V261H87ZM102 264H103V261H102ZM124 264V263H123ZM129 264V263H128Z\"/></svg>",
    "mask_w": 264,
    "mask_h": 264
}]
</instances>
